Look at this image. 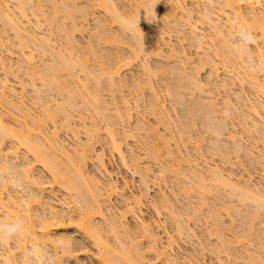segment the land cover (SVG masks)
I'll return each instance as SVG.
<instances>
[{"label":"rangeland","instance_id":"obj_1","mask_svg":"<svg viewBox=\"0 0 264 264\" xmlns=\"http://www.w3.org/2000/svg\"><path fill=\"white\" fill-rule=\"evenodd\" d=\"M2 1H4V0H2ZM7 1H9V0H6V2ZM34 1L32 2L33 4H31L32 5L31 6L30 2L28 3V1L26 0L29 7H27L25 5V8L27 7L26 9H28V10L31 8L36 9V7L38 6V4L36 3L37 0H36V2H34ZM42 1L40 2V4L42 5V3H43L42 8H44V11H45L44 13H46L45 14L46 16L45 15H43V16L45 18L43 16L40 17L41 15L37 14L38 13L37 9H36V11H37L36 15H39V16L33 17V18L31 16L32 10L31 11L25 10L26 12L28 11L25 14L26 16L28 15V17H26V19L29 18V21L31 20V23H26V20L24 19L25 17L21 18L20 15H18L22 19V21H23V19L25 20L24 21L25 24H23L24 27H23L22 31L24 32V30H25V32L29 33V34L36 32V34L35 35L33 34V35L36 37L38 34V36L36 38L37 39L40 38L37 40V42H39V44L36 42H31V40L27 39V36L29 34L27 36H25L26 34L24 32V33H22V35L26 38V40H28V41L24 40V42H26L24 47H29V48H24L23 47V45H24L23 40L20 39L21 41H19V38L16 39L14 37V35L12 34L13 31H11L12 29L10 26H8L7 28H4L5 24L2 25L1 23H6V22H4L3 19H1L2 21L0 23V82H3L5 84H3V86H4L3 87L2 83H0V92L5 93V95L7 96V99H8V97H10L8 99V102H4V101L0 100V101H2V103H0V112H1V116L3 115L2 118H3V121H4L5 126H6L5 128L7 129V127H8V129L9 128H10V130L12 129L11 130V131H13L12 133H14V132L15 133H18V132H21V133L26 132L27 133V131L25 129H22V130H25V131H22L21 127H22V125H24L26 123H27V125H30L28 123H30V120L34 119V121H36V123H37V124L35 123L36 126L41 121V125H40V123L38 125V128L39 127L40 128L39 129L37 128V130L39 131L38 132L39 134L42 135L44 133L43 135L46 136V138L44 137L45 139H43V137L40 136L42 138L41 140L46 141L47 139L50 140L52 138L51 141L52 140L58 141L59 143L62 141L61 144L64 143L63 144L64 148H66V149L69 148L67 150L70 151V153H71L70 156H73L72 154L75 155L76 152L72 153L71 151H74L76 149V147H77L76 150H79V152H80L81 148H84L81 151L85 150L86 149L85 146H87V148H89V147L93 148V149H91L90 154H87L89 152L88 150H87V153H85L88 155V157L86 155V157H87L86 161H85L86 164L84 163V165H86V166L83 165L84 167H82V169L84 170L85 174L92 175L91 178H93V180H95L94 178H96L97 181L98 180L100 181L99 182L100 185L98 184V187H97L98 188L97 192H99V194L101 192V194H100L101 196H99L98 199H101L100 205L103 207V208L102 207L101 208L103 209L104 217L96 216L97 219H96V217L94 218L95 219L94 223L96 224V226H100V228L103 229L104 231H107L108 229L110 230V228L112 227V226H110V223L113 219H114L113 220L114 224L117 223V225H118L117 231L119 233H117L116 231H115L116 232L115 233L113 231V233H111V232L110 233H104L105 235L102 234L104 236V239L105 240L107 239V242L109 241L108 244L113 246L114 249L117 246H120V251H122L123 253H124V251L126 252V249H127L126 246L128 247L130 244H126V246H125L124 243L125 242L130 243L128 240L133 237L132 240L134 242H136V244L139 243L138 245L134 244L137 248V251L138 250L143 251L144 256L142 257V260L144 259L145 263L150 262V264H163V262L166 263L165 260H167L166 258H168L170 260V262L168 261L169 264H250V262L252 263V261L255 259H256V261H253V263L258 264L259 262H261L259 264H262V262H264V251H261V250H264V249H262V245L260 242L262 241V243H264V240H262V239H264V235H262V234H264V232H262V231H264V211H262V210H264V208H261L262 210H260L259 209L260 206H259V208H258L259 209V211H258L259 216H256L257 210H258L257 208H255L256 204L254 205V203L252 202L253 205H251V202H250V204H249V202H247V205H246V202L244 200H243L244 202L242 200L240 202V199H238L235 196V195H238L240 193V189H242V193H244L245 191L248 193L247 189H249V188H247L246 190H243V189L245 188L246 185H249V184L246 183V185H245L244 183H242L241 181H243V179L250 181L249 186L255 187L253 189H256V187L259 188L261 186L264 187V171H262V169H264V132L261 133V130L264 131V129H262V128H264V124H262V123H264V112L259 111L261 117L260 116L256 117L254 115H250L249 112H247L248 110L244 111L245 109L242 108V106H240L241 102L237 99V95L240 93V91L245 93V94L247 91L248 98L252 102H254V103L256 101L258 102L259 99H256V98H258L257 96H259L260 97L259 102L264 103V97H262V96H264V94H262L261 92H258V90L256 88L251 86V83L248 82V80H249L248 77H247L248 79L246 78L247 82L243 80L245 83V85H244L243 81L241 80L244 76L243 74H241L239 76V74H240L239 73L238 74L239 78H237V74H235L236 76H234V73L237 72L236 71L237 68H238V70L242 71V69H245L247 67L246 65L249 63L248 62L249 60L247 58H245L246 56L245 57L243 56L244 57L243 58L240 55L242 57V58H240V57H238L239 55L236 56V54H235L236 51H234V50H237L239 47L240 48L243 47V49H244L243 43H246L244 38L242 39L240 37V35L237 33V30L235 29V34L233 33L234 37L236 38L235 40H238L237 42H239V39L242 41V42L240 41L241 43H237V44H239L237 48L236 47L234 48V46L232 48V46L229 45V48H230V50H229V48H227L228 45L225 47L226 44L223 42V40H221V38H217V37H213V38H215L214 40L216 41L215 42L216 44L214 46L210 45L208 39L209 38L212 39V36H213L212 35V28L209 27L210 25H208L207 22H205L203 20L201 21L199 15H197L198 14L197 12L195 13L196 6L201 11H202L203 7L210 10L209 8H211V7H206V6H209L208 4H209L210 0H206V1H204V0H202V1L201 0H196V1L195 0H193V1L188 0L187 2H189V3H186L184 6H185V10H186L185 13L186 14L189 13L190 15L189 14L186 15L185 13L184 14L182 13V15H183V17H185V16L187 17L189 15L187 17V20L189 22H191L193 24V26L196 25L194 27H197L198 33H201V32L204 33L205 38H204L203 42H205V40H206L205 43H202L204 45H201V46H203L202 47L203 49L201 48L202 50L201 49L196 50L197 44H198L197 39L195 40L194 39L195 37L193 38V40H195V43L191 41L193 36L192 37L190 36V38H189V33H188V31L190 30L189 27H188L189 30H188L187 26L185 28L182 27V28H184L183 32H185V34L183 33V35H182V33H181V35L183 37H184V35H185V37H187L184 41L183 37L181 35L179 36V34L176 33V32H178L177 30H175L176 31L175 32L173 29H171L169 27V25H167L168 23L166 20H168L170 17L169 16L170 14H168V12L174 11V14L177 12V14H175V15H176V17L178 16L179 18L181 17L180 16L181 14L179 11L175 12L174 6H176V4H174V2H171V0H164L162 3L163 6H161L160 14L163 10L164 11L166 10V12H164V11L162 12L163 15L159 17V20L157 22H147L145 24L146 27L143 26L144 24L142 25V28L144 29L142 37H144L143 38L144 44L146 45L145 46L146 51L149 53V55H146L144 57L145 51H143L142 53L139 51L140 53L139 52L138 53L140 56H137L136 59H134V57L132 58L131 56H129V55H132L131 52H133V50H135V49H133V50L131 49L133 45L131 46L132 43L128 42V39L131 41V38H129V37H131L130 36L131 34H130V32H126V31L120 32V27L118 26V23L111 20L113 18V16H111L109 14L111 16V17H109V15L107 14L108 17L106 16L107 18H105V16H104L105 13L103 12L104 10H102L103 8H101L100 6L97 7L98 5H96V4H94V6L96 5V7L93 8L92 12L90 14H87V16H85V18L87 17L86 19L80 16L81 14H80V12L79 13L77 12L78 10L75 11V9H77V6H78L79 10H81L83 8V6L85 5V3H87L88 1L93 3L94 0H74L73 4H77V5H75L76 6V8L74 9L75 13L73 12L74 15L76 14L75 15L76 17L75 16L73 17L76 19V20L74 19V21L72 20L73 23L71 20L68 19V17H67L68 21H67V19L65 20L64 19L65 17L63 18L62 14H60V13H59L60 15H58V17H57V19H59L60 23L57 19H55V22H53V23L50 22L49 20L52 17L50 18V17H48V15H50V12L53 11L52 7L54 8V6H56V5H53V3L57 2L58 0H56L55 2L54 1L50 2L53 6L48 5L50 3L45 1V0H44L45 3ZM59 1L61 2V0H59ZM95 1H94V3H95ZM97 1H96V3H97ZM111 1L113 4L116 3L115 5L120 8L119 12L123 13L122 15H124V14L127 15L131 10L130 8L133 9V7H131V5H129V4H132V2L130 0H129L130 2L128 0H118V1L117 0H111ZM200 1H201V3H200ZM203 1H204V4H203ZM214 1L215 0H213V2ZM16 2L17 1L14 2V0H10L8 2V7H11V9L13 10L12 12H14L13 14H16V17H18L17 16L18 13H15L16 10L14 11V9H13V7L16 5ZM120 2H122V3H120ZM213 2L210 3L212 8H214L213 10L220 13V10H221L220 3H213ZM57 3H58V5H60L59 2H57ZM164 3L167 5H165ZM172 3L174 4V6ZM89 4L90 3H87V5H89ZM202 4H203V7L201 6ZM35 5H37V6H35ZM91 5L93 7V4H91ZM122 5H124L125 7ZM47 7H49V8H47ZM258 7H259L260 11L264 10V2L261 3V6L258 5ZM87 8H89V7H87ZM191 8L195 11L191 10ZM35 9H33V10L35 11ZM85 9H86V7H85ZM122 10H124V11H122ZM29 12H31V13H29ZM53 13H54V11H53ZM102 13H104V15ZM164 14L168 15V16L165 15L166 17H168V19L166 17H165L166 19L164 18ZM13 16L15 17V15H12V17ZM52 16H54V15H52ZM56 16H57V13H56ZM59 16H61L64 20L61 19V17H59ZM190 16H191V18H190ZM34 18H36V19H34ZM37 18H39L38 19L39 25L36 24V23H38V22H36ZM48 18H50V19H48ZM54 18H56V17H54ZM100 19L102 20V22H103V20L108 19V20H106L107 27H108L107 33L105 35L103 34L104 36L98 35V32L100 33V26H98V23L99 24L101 23L99 21ZM14 20H17V18H15ZM51 21H52V19H51ZM64 21L66 23V24H64V26H66V28H68V29H66L67 30L66 31L65 27H64V30L66 31V33L69 31L67 33V34H69L68 36H70V34H71L70 38L72 40L75 39V41L78 43V44L75 43V46L78 47V49L74 48L76 51L75 50L72 51L71 50L72 47L70 49V46H68L69 41L66 43L67 45L64 42V40L66 41V38L68 37V36H66L67 34L65 35V33H64L65 31L63 32L60 30V27L63 26V24H61V23H64ZM110 21H112L114 24ZM55 23L61 24V26L59 25V28L58 27L56 28V30L58 29L57 31L60 30L61 32L59 31V33H57L55 31V29L53 28V27H55L54 26ZM69 23H72V24H69ZM165 23H167V24H165ZM73 24L75 25L74 27H72ZM51 25H53V26H51ZM68 25H70V26H68ZM2 26H3V28H2ZM98 27H99V29H98ZM117 27H118V29H117ZM8 28H10V29H8ZM70 28H72V29L74 28V29L70 30ZM162 28H164V29L162 30ZM2 29H4V31L7 29L6 30L7 32L4 33V31ZM97 30H99V31H97ZM31 31H33V32H31ZM121 31H122V29H121ZM121 33H123V34H121ZM155 33H156V35H155ZM158 33H159V35H158ZM150 34H151V39H150ZM253 34H254V37L256 36L255 37L256 41L257 40H258V42L262 41L261 31L259 29H257L256 32ZM116 35L118 37H116ZM160 35L164 39L166 37H168L166 39V42L169 39V41L167 42V45H166V42H164L165 45H163L164 43H162V42L160 43V41L158 40V37ZM190 35H192V34L190 33ZM41 36H44V37L47 36V38L50 40L51 43L49 42L50 45L48 47L50 48L52 46L50 49L54 50V52L51 50L53 52V54L54 53L56 54V50L59 53L62 51L60 53V54H62L67 49L66 50L67 52L66 51L65 52L68 55L70 54L71 51L75 53V54L73 53L74 54L73 55L71 52V54L74 56V58L75 57L77 58L78 53L80 54L81 57L83 55L84 60H82V58L79 56L77 59L81 58L82 62L86 61V64L84 62V67H85V69L88 67L89 68V70L87 69L88 71H90V65L91 66L94 65V63H96V62H97L96 65H98L99 61H100L101 65L103 63V62H101L102 61L101 59H103V58L100 57L101 58L100 60L98 58H96V56H97L96 54L100 52V51L98 52V50H99L98 48L103 49L102 52H100V54H98V55L102 56L101 54H103V57H104V55H106L104 57V59H108V58L110 59L111 57L116 59L117 57H119L121 55H123L121 58H123V57L127 58L129 56V58H127L130 60L129 65L127 64L128 66L122 67L121 70H119V73H118L119 76H118V74L113 76L112 79H113V81H116L117 85L114 84L113 82L109 81V84H110V82L112 84V85L110 84L111 90L108 89L109 88L107 85L108 83L107 84L105 83L106 81H108L107 80L108 77L106 80L103 79L104 76L101 77L100 80L101 81L105 80V82L99 81L100 86H101V84L103 85L101 87L99 86L100 88H98V86H97V88L100 89L99 93H97L98 89H96L94 91V89L96 87L95 86L96 83L94 84L93 79H92L93 78L92 77L93 72L95 75V71H96V70L94 71L92 68H94L95 65H94V67H91L92 72L90 71L89 73L92 74L91 75L92 78L90 77V75L88 76L87 74H86L85 78H86V80L87 79L89 80V84H90L91 88H92L93 84L95 86V87L93 86V88L91 89L89 84H87L88 85L87 87H89L88 90H91V91H89L90 94L92 95L95 92L96 94L94 93L93 95H96L95 98H97L98 102L101 101L98 103L99 104V108H98L97 102L94 101L95 99L92 98L93 101L91 100V98L88 99L90 94L88 96L86 95L87 98L85 97V93H86L84 91L85 89L82 90V92H85L84 96H82V101H81V97H79L76 94L79 91L74 92L76 89H78L80 87V85L78 84L77 85L78 88H76V84L74 83V80L76 82L77 81L76 79L80 78L81 80L78 79V81L84 82L85 79L83 78L84 75H82V73H83V71L85 73L88 72V71L86 72V70H84V69L82 71V69L78 68L79 70L82 71V73H81L77 69L78 65L76 63H75L77 65L76 68L74 67L75 65L73 63H72L74 65L73 67L75 69L71 68L72 71L74 70V73L72 71L70 73L69 69H67L69 74L68 73L65 74L67 72V71L65 72V69H63L64 72L61 70L62 73H61V71L58 72V74L60 73L62 75V76L61 75L60 76L62 78H64L63 79L64 81L59 80L60 83L66 82L67 79L69 78V77L68 78H66V77L69 76L70 74H71L72 78L75 77L73 79V81L70 80V78L68 79V82L70 84L75 85V88H76L75 90L72 88L74 86H72V85L69 86L70 84L66 83V84H68L69 87L72 88V89L70 88L72 91L68 87H66L67 85L65 84L62 87V89L64 88V90H68V93H66L67 91H65V93H63L64 94L63 95L61 93V90L59 91L60 92L59 93L57 91V89L55 91L54 88H52L54 90H51V88H50V91H51L50 92L48 89V86L45 87L44 86L45 84H42L41 79H39V78H42V74L37 73L38 71L40 72V70H41L40 68L42 67V64L50 62V63L44 64V66L49 65V64H50V66H53L56 63H53L52 60L50 59V55L46 54L50 49H48V47L45 45L46 43L43 44V42L40 41ZM64 36H66V38ZM112 36L116 37L117 39H119V37L121 38V39H119V41H120L119 43H118V41H117V43H115L116 47H112V45L114 46V43L112 42L113 41L112 38H114V37H112ZM155 36H157V37H155ZM101 37L102 38L104 37L103 38L104 40ZM14 38H15V40H14ZM98 38H99V41H98ZM100 38L102 39V41H100L101 40ZM147 38H149V40ZM155 38H156V40H155ZM181 38H182V40H181ZM226 38H228L230 40V37L226 36ZM226 38H224V39H226ZM153 39H154V41H153ZM16 40H18V41H16ZM108 40H110V42ZM29 41H30V43L33 44L34 47H32V44H29ZM155 41H157V43L159 41L158 45H157V43H155ZM19 42L20 43L22 42V44H23V45H21L22 48H20ZM98 42H99L100 46H99ZM248 42L249 43H246L245 46L248 45V49L254 51V49H255L254 46L256 43L254 41H252V42L248 41ZM93 43L98 44L97 46L93 45V48L91 47L92 48L91 50L94 51V53H95V58L97 61L92 60V59H95V58H93L94 56L91 57V54H93V53L87 52L90 50L89 46ZM111 43H113V44H111ZM178 43L181 45H179ZM27 44H29V45H27ZM40 44H42V45H40ZM192 44L193 45L195 44V45L193 46ZM240 44H243V45L240 46ZM37 45H38V48H39V46L40 47L45 46L46 48L42 47L43 49L42 48L38 49ZM159 45H162V46H159ZM65 46H68L69 48L65 47ZM223 47H225V48H223ZM94 48L97 50V53H96V50ZM133 48H134V46H133ZM171 48H172V51L174 53H178L177 55L180 54V56H177L176 54L171 52L170 51ZM221 48H223V50ZM62 49L63 50L65 49V50L63 51ZM79 49H80V51H79ZM45 50H47V51H45ZM68 50L69 51L71 50V51L68 53ZM77 50L79 51L78 53H76ZM104 50H105V52L106 51L107 52L104 53L103 52ZM182 50L185 51V53H186V55H188V57H191V60L189 62L184 58L185 56H184V54H182V52H181ZM51 51L49 52L50 54L52 53ZM81 51H84L85 53L84 52L82 53ZM230 51H232L231 54H230ZM65 52H64V55L67 56V54ZM109 52L111 53L112 56L108 57L107 55L108 54L110 55ZM147 52H145V53H147ZM129 53H131V54H129ZM242 53H243V51H242ZM84 54L89 55V56H85ZM212 54H215L217 56L216 62L218 63L217 64L218 68H220L219 69L220 78L222 77L221 80L225 79L224 81L227 82V86H228V87L226 86V88H225L228 91L224 90L223 88L222 89L220 88V89H218L219 91L215 90L216 93L213 92L218 96L211 93L212 94L211 96L213 98H215L216 102L215 101L210 102L209 101L210 99H209V96L207 93L206 94L203 93V91L200 90L199 88L197 89L196 86H195V90H194V88H193L194 85L192 87V84L189 83V79L191 80L192 78H194V79L197 78L196 80L201 81L202 83H203V81L205 82V80L207 78V73L209 70L208 66H210V65L208 64V65L203 67L202 65H199V64L203 61L202 57H205L206 55L211 56ZM56 55H58V54H56ZM72 55L70 56L71 60L73 57ZM51 56L54 57L52 54H51ZM86 57L87 58L90 57L88 59V61L85 60ZM2 58L5 61H3ZM74 58H73V60H75ZM113 58H111L112 61L109 59L108 60L113 62L112 64L115 65L114 62H116L117 60L115 61V59H113ZM127 59H125V60H127ZM240 59L242 62L240 61ZM27 60L29 62H27ZM54 60H55V58H54ZM200 60H202V61H200ZM104 61H105V65H107L106 66L107 68H108V66H109V68L114 67L111 63H108L111 66L106 64L107 60H104ZM181 61H182V63H181ZM126 62H128V61H126ZM28 63H30L29 65H27L28 68L32 67V66L33 67L34 66L35 67L40 66L39 70L37 68L36 72L33 71V73H35V74L37 73L38 75H40V77L37 74L35 76V74H33L32 71H29V70H28V72H30L29 73L30 77H28V73L25 69V68H27L26 64H28ZM51 63H53V64H51ZM2 64H4L3 67H2ZM35 64H37L38 66H36ZM180 64L184 65L183 66L184 69ZM103 65H104V63H103ZM143 65H145L144 66L145 68H143ZM146 65H147V68H146ZM195 65L196 66L198 65V67L202 66L203 70H202V68L201 69L198 68V70H195L196 69ZM235 65H238V66L233 67ZM98 67L99 66H97V68ZM239 67H240V69H239ZM97 68H94V69H97ZM174 68H177V70ZM5 70H7V71H5ZM247 70L248 69H245V71H246L245 73L248 74V72H250V71L248 70V72H247ZM98 71L99 70H97V72H96L97 76L102 74V73L100 74ZM241 71H238V72H241ZM7 72L9 74H5ZM231 72H232V75H230ZM198 73H199V75H197ZM30 74H33L34 76L30 75ZM74 74H76L78 77L74 76ZM173 74H174V76H176L178 78L175 77V79H174ZM188 74L192 75L191 76L192 78H190ZM229 75L232 76L233 78L232 77L230 78ZM63 76H65V77H63ZM87 76L89 78H87ZM193 76H195V77H193ZM226 76H227V80L225 78ZM241 76H242V78L240 79ZM248 76H250V73L248 74ZM61 77H59V78L61 79ZM105 77H106V75H105ZM30 78H32L34 80H32ZM167 78L169 80H167ZM184 78H187V80H185ZM229 78H230V80H229ZM176 79H178V81ZM94 80H95V77H94ZM181 80H182V83H181ZM238 80L242 82V83L240 82L241 86H240ZM78 81L76 83H78ZM117 81H119V82H117ZM123 81H124V83H123ZM167 81H171V83L169 82L170 85ZM87 83H88V81H87ZM165 83H167V86ZM175 83H177L176 87L174 85ZM232 83H233V85H231ZM236 83H238V84H236ZM246 83L250 84V85H247ZM113 84L116 86H119V87L114 86L116 89L115 90L113 87ZM181 84H183V85L181 86ZM172 85H174L175 89L173 88ZM178 85L180 86L177 89L178 91H176V92L173 91L172 88L174 90H176ZM236 85H239V86H236ZM249 86L252 88H250ZM168 87H169V89H168ZM206 87L209 88L210 86L207 85ZM242 87H243V91L241 90ZM1 88L4 90H2ZM165 88L167 90H170V92H172V93L167 94L166 93L167 90H165ZM182 88L184 90H186L187 92H185ZM192 88H193V90H191ZM80 89H81V87L79 88V90ZM69 90L71 92H73L74 95H76V96L72 95L73 98L77 97V98H75L77 101L76 100L74 101L76 104H74L72 102L74 99L72 101H68L69 99L70 100L72 99L70 96L72 93ZM38 91H42V92L39 93ZM52 91H54V92H52ZM112 91H113V94H112ZM189 91H193V92H189ZM197 91H199V94H197L198 93ZM225 91H226V93H224ZM254 91L257 93L256 94L257 96H255V94H253V93H255ZM62 92H64V91H62ZM80 92H79V94L81 95L82 92L81 93ZM100 92H102V93H100ZM173 92H174V94H173ZM251 92L253 95L251 94ZM176 93H179V94L182 93L179 96H182V95L183 96L179 97V96H177L178 94H176ZM190 93L191 94L193 93L195 95L193 96ZM233 93H234V95H233ZM235 93L237 95H235ZM66 94L67 95L69 94L68 96L70 98L68 100H67L68 96ZM97 94L98 95L100 94L99 95L100 97H97ZM65 95H66V97H65ZM93 95H92V97H94ZM112 95H113V97H112ZM190 95H191V97H190ZM213 95H215V96H213ZM43 96H45V97H43ZM207 96H208V98H207ZM0 97H1V93H0ZM37 97H39L41 100H39ZM49 97H51V99H49ZM83 97L86 100L88 99L87 101L92 102V103L89 102L91 106H89L88 102L86 104H83V105L81 104V102L84 103ZM98 98L101 100H98ZM177 98H180V99H177ZM225 98L226 99H228V98L232 99L231 101H232V103H234V106H236V107H234V108L230 107L228 110V107H226L225 105L223 106L224 103H222V100L225 101L226 100ZM44 99L46 102L49 101V104L44 103L45 102V101H43ZM47 99H48V101H47ZM121 99H122V101H121ZM174 100H176L178 102H176ZM180 100L181 101L184 100L185 103H184V101L181 102ZM10 101H11V104H10ZM186 101H188V103L189 102L190 103L186 104L187 103ZM203 101H205V102L203 103ZM93 102H95V104ZM102 102H104V103H102ZM197 102H199V103H197ZM6 103H9V104L7 105ZM12 103L14 104L15 108L13 107ZM193 103H194V105H197L198 107L195 106L193 108L192 107ZM205 103H207V104H205ZM236 103L237 104L239 103V104L237 105ZM56 104L57 105L62 104V108L64 107V109H66V111H67V114H69L67 116L68 118L66 117V114L58 111L59 109L56 107L57 106ZM103 104H104V107H103ZM208 104L213 105L214 111H213V109L211 111L209 109H207ZM50 105H51V107H50ZM72 105H74V106H72ZM96 105H97V108H96ZM106 105H107V107H106ZM216 105H217V108H216ZM44 106H49L50 108H48V107L45 108ZM82 106H84V107H82ZM186 106H189L192 109L190 110V108L188 109V107H186ZM205 106H207V107H205ZM100 107L101 108L103 107L102 109L105 111H102V109H101V111H99ZM115 107H117L118 109H116ZM44 108H45L46 112H47V110H51L52 114L54 113L53 110L55 111V109H56L57 113L55 115V118H54V115L52 116V119L53 118L55 119V120L53 119L54 120L53 123L49 122L48 120L47 121L44 120L45 118H43V117L45 116V114H47V113H45L42 115ZM104 108H106V109H104ZM195 108H196V111L195 110L193 111V109H195ZM205 108H206V110H209V111L205 112L206 111ZM17 109H20V110L18 111ZM184 109L189 114H191V115L193 114L192 119L188 115H186ZM199 109H200V111H199ZM224 109L227 110V113L224 111ZM117 110L119 112V113L117 112V114H119L120 118L118 117V115H115L116 114L115 111H117ZM242 110H243V112H242ZM260 110H262V109H260ZM192 111L195 113H191ZM239 111H241V112H239ZM200 112L202 113L201 116L199 115V114H201ZM208 112H209V114H208ZM214 112L215 113L217 112V113L215 114ZM218 112L221 114L219 115ZM244 112H246V113H244ZM48 113H49V111H48ZM25 114H27L26 115L27 119H26ZM210 114L211 115L213 114V115L211 116ZM217 114H218V116H217ZM226 114L229 116H227ZM243 114L245 116H243ZM28 115H30V120H29ZM198 115L200 117H198ZM204 115H206V118L208 119L207 121H205ZM209 115H210V117H209ZM215 115L217 116L216 117L217 119H215V117H213ZM48 116L49 115L47 114V116H45V117H48ZM185 116L186 117L188 116L190 118V120H189V118H186ZM195 116L198 117L199 121H197V118ZM241 116H242V118L243 117L244 118L246 117V118L245 119L243 118V120H242ZM250 116H251V118H250ZM65 117H66V119H65ZM105 117H107V118H105ZM226 117H228V118H226ZM253 117H255L256 119L258 118L259 129H257V130L249 128V126H248L251 124V119ZM201 118H202V120H200ZM203 118H204V120H203ZM211 118L212 119L214 118V119L211 120ZM259 118L262 121L259 120ZM48 119L52 120L50 116L48 117ZM218 119L221 120L223 123H220V121ZM223 119L225 121H223ZM23 120H25L24 121L25 123L22 122ZM185 120L187 122L189 120L190 123L191 122H194V123L190 124L188 122L185 124ZM215 120H217L219 122V124H217V122ZM209 121H210V123H209ZM239 122H241V123H239ZM243 122H244V124H243ZM31 123L34 124V122H32V121H31ZM195 123H197V125ZM201 123L203 124V126ZM229 123H231L233 125L231 126V124H229ZM248 123H250V124H248ZM179 124H182V126ZM213 124H215L216 127ZM224 124L226 127H224ZM227 124H228V126H227ZM218 125H219V127H218ZM229 125H230V127H229ZM213 126L215 127V129ZM32 127H33V129H36V127H34V125ZM108 127L109 128L111 127L110 128V131L112 130L111 132H109L107 130ZM23 128H24V126H23ZM91 128L92 129L94 128V130L97 131V134H91V131H92ZM190 128L194 129V130H191ZM219 128L221 130H219ZM6 129L5 130L3 129L6 132V133L3 132V133H5V135L8 133V131H7L8 129L7 130ZM40 130H42V132ZM241 130H243V131H241ZM95 131L93 133H95ZM106 131L108 133H112L114 131V133L111 134V137L114 134H117V135H115L116 136L115 138H116V140L119 141L117 143L120 144V147H121L120 150L122 152L120 155H122L123 157L122 156L120 157L119 154H117L120 151H115L116 150L115 148H112L113 150L115 149L114 150L115 152H112L111 147H113V146H112V142L110 141L112 138H110V139L108 138L110 135L107 136ZM219 131L221 132V134ZM222 131H224V132H222ZM226 131H229L230 133L232 131V133H235L234 135L237 138H235V140L232 141L229 137H224V136H228L229 132H226ZM236 131H237V133H236ZM53 132L55 133L54 136H56V135H58V136L54 137L53 135H51ZM87 132H89L90 134ZM3 133H2V130L0 129V135H3ZM30 133H32V132H30ZM30 133H27V135H30ZM33 133H35L34 135L39 136V134H37V132H33ZM214 133H215V136H214ZM218 133H219V135H218ZM25 134L22 133L23 136ZM45 134H47V135H45ZM88 134H89V136H88ZM240 134H242V135L240 136ZM27 135H25L24 137L29 138V136H27ZM93 135H94V137H93ZM33 136H32V138H33ZM50 136H51V138H50ZM239 136L242 138H240ZM9 137H11V136H9V135L5 136V142L3 143V147L5 149L16 145V144H14L15 142L13 140H11ZM53 137H54V139L56 138V140H54ZM231 138L234 139V137H231ZM35 139H37L39 141L38 137H35ZM35 139L33 138L32 140H35ZM214 140H215V142H214ZM216 141H218V142H216ZM235 141H236V143L238 141L241 143L240 147L236 146L238 144H236ZM223 142H225L226 145L223 144ZM46 143H48V142H45L44 145ZM211 143L213 144V146ZM215 143L216 144L218 143V144L215 145ZM228 143H229V145H228ZM242 143H244V144H242ZM84 144H87V145H84ZM88 144H90L89 147H88ZM233 144L235 145V149H236V147H238L241 152L238 151L237 149L235 150ZM48 145H49V143H48ZM48 145L46 144V146H45L46 149H47ZM82 145H84V146H82ZM215 146H218V147H215ZM20 147L21 146H19V150H18V154H19L18 158L20 160L17 158L19 162H17V160H15V162L16 163H23L26 160L31 161L34 158L33 157L34 155L32 156L33 153L27 148H26L27 151L28 150L29 151L26 152V150L23 149L24 146L21 148ZM223 148H225L223 150V151H225V153L224 152L221 153ZM216 149H217L218 153L215 152ZM218 149L220 152L218 151ZM47 150H49V148ZM50 150H51V148H50ZM168 151H170V152H168ZM248 151H251L252 153L250 152L251 153L250 154ZM5 152H6V150H5ZM29 152L32 154H28ZM85 152H86V150H85ZM213 152H215V153H213ZM236 152H238V154H236ZM170 153H171V155H170ZM219 153H220V155H219ZM72 158L74 159L76 157L73 156ZM221 159H223V161ZM224 159L225 160L228 159L227 162ZM33 160H32V162H34ZM60 160H61V158H60ZM74 161H76V160H74ZM228 162H230V163H228ZM195 163L198 164L199 166L197 167V165ZM103 164H104V167L101 166ZM40 166H42L40 163L37 164L36 162H34V166H33L34 170L32 169L33 170L32 173L34 174V172H35V174H37L36 172H38V176H39L36 179H38L39 181H42V180H40V176H42V178H44V181H48L47 179L50 180L51 179V177H50L51 173L47 169L45 171V168L44 167L42 168ZM190 166H191V169H190ZM194 166L196 168L194 170L201 173V176L199 178L204 177V179H207V180H204V183L202 182V184L206 185L205 187H208V188H206L208 192H206V190H204L206 192V194H204V192L201 191V194L203 193V195H204V197H203V201H205L204 204L207 203L206 206H201V205H203L202 204L203 201L200 203L199 199L202 198V195L199 194L200 192L198 193V191H197V193L194 194L193 192L189 191L190 188H187V187H189L190 184H192L194 182L193 181L194 177L192 178V175H194L195 173L194 174L191 173V171L194 172V170H193ZM216 167H217V169H219L220 172L222 169L221 173L222 174L225 173L224 175H227V172H228V175L230 174L232 176L231 179L233 178L232 179L233 181H231L232 183L237 182V184L239 185V182H241V184L243 186L245 185L244 188L240 184L238 187V190H239L238 193L235 192L234 195L232 194V197H231V195H230L231 191H229V189H227V188H229L228 185L226 187H224V189L226 190L225 191L222 187L223 184L220 182L221 185H219L218 183H216V181H214L216 179L211 177V175H209V174H212V173H210L211 170L213 171L212 168L215 169ZM161 170L165 171V173H164L165 178L162 176L163 173ZM47 171L49 172V174ZM172 171L175 172L176 174L178 172L179 173H178V175H175ZM206 171H208V172H206ZM11 172H10V175H8V174L7 175H0V193H2V196L4 197V196H7L8 193L9 194L12 193V195L14 194L13 196L15 198L18 197V199H20V198L22 199V197L25 198L28 196V195H25V193L23 192V189L27 190L26 194L31 192L30 195H32L34 190L32 191L31 189H29L30 185H29V188L27 187L29 189V192H28V189L26 188V186L28 184L26 186H25V183L23 185H21L22 183L19 184V185L25 187V188L22 187V189H20L16 183V180H14V179H16V177L18 175H14L15 177H14V179H12L13 178L12 176L15 173L12 172V174H11ZM198 172H196V173L199 175ZM190 174H192V175L189 176ZM197 174H195V175H197ZM206 174H208V175H206ZM248 174H249V176L251 175L250 178H249V176H247ZM7 176H8L7 179L9 180L11 178V180L9 182H7V184H5L3 181H1L3 179V178L1 179V177H4V179L6 181H8L6 179ZM175 176H177V177H175ZM190 177H191V179H190ZM196 177L197 176H195V178ZM199 178H196L197 181H195V183L198 182ZM238 179H240V181ZM143 180H145L144 183H143ZM97 181H95V182H97ZM191 181H193V182H191ZM201 181H203V179ZM79 182L81 183L82 181H79ZM251 182L253 185L251 184ZM1 183H4L5 186H2L3 184H1ZM182 183L186 187L185 189H183L184 186H182ZM185 183H187V184L185 185ZM211 183H214V185L217 186V187L216 186L214 187V188H216L215 189L216 191L214 190V192H212L213 186H211V185H213V184H211ZM92 184H90L88 182V184L84 186V183L82 182L81 187L83 186V188L85 187V189L86 188L88 189V186L92 185ZM199 184L202 185L200 182H199ZM237 184H235V185H237ZM52 185H53V187H51ZM52 185L47 184L44 186L45 190L42 192V195L44 197L43 201H44V199H45V202L49 201L52 204L53 208L59 212H62L63 210L64 211L67 210V211H65L64 215H66V212H67V215L68 214L71 215L69 213L70 208H71L72 214H76V215L79 214L80 213L79 211L82 210L81 204L79 203L80 206L78 204L79 200L76 197L74 198V195L72 197V196L68 195L67 192H64L66 190H65V188L63 189L62 186L59 187L60 185H55V186H54V184H52ZM180 186L182 188H180ZM190 186H191V189H193L192 186H194V183H193V185H190ZM195 186H197V185H195ZM210 186H211V188H210ZM202 187H203V185H202ZM202 187L200 186V188H202ZM240 187H242V188H240ZM31 188H33V187H31ZM200 188L198 187V189H200ZM203 188H202V190H203ZM221 189L223 191H220ZM253 189H252V192L254 191ZM259 189L262 190L264 188H262V189L259 188ZM88 190H90V187ZM94 190L92 189V191L95 193L96 191H94ZM184 190H185V192L187 190V192L184 193L186 195L182 194L183 193L182 191H184ZM195 190H196V188L194 187L193 191L195 192ZM218 190L220 191L219 193H221V194L218 193V195H217L219 200H218L217 196H213V195L217 194ZM257 190L258 189H256V191ZM87 191L85 190V192H87ZM90 191H88V192H90ZM236 191H237V189H236ZM88 192H87V194H88ZM223 192L225 193L226 197L228 196V194L230 195L227 198H229V200L232 204L229 202V200L226 197H222L225 199H222L221 196L219 197V195L225 196ZM196 194H198V196H201V198L198 199V196ZM69 196H70V198H69ZM89 196H90V194H89ZM239 196L242 197L244 195L239 194ZM262 196H264V195H262ZM92 197H91V200L93 201ZM163 197H164V201L167 202L168 205H166V203L165 204L163 203L164 202ZM245 197H246V195H245ZM67 198H69V199H67ZM220 198L222 199L221 201H220ZM65 199H67V200H65ZM75 199H77V201ZM243 199H245V198H243ZM102 200H103V203H102ZM137 200L140 201V204L137 203ZM245 200L248 201L249 199L248 200L245 199ZM220 202H224V203H222V205H221ZM92 203H94V202H91L89 205L91 206ZM171 204L173 205V207L171 206V208H170ZM228 204H230V205H228ZM138 205H140V206H138ZM249 205H250V207H248ZM135 206L137 208V210H136L137 217L132 216L127 211L128 207H135ZM165 206L167 208H169L170 211L168 209L166 210ZM226 206H228L229 208L231 207L230 208V212H232L231 214H230V212H228L229 209H227L228 207L226 208ZM79 207H80V209H79ZM105 207H107V208L105 209ZM232 207L235 209H232ZM138 208L140 211L138 210ZM210 208H212V210ZM173 209H174V211H173ZM185 209H188V210H185ZM225 209L227 211H225ZM196 210H198V212L200 211L199 214ZM233 210H235V211L233 212ZM172 211H173V214H175L176 216H172L173 215ZM195 211L197 212V216H196ZM210 211H212V212H210ZM214 212H215L216 216L218 214L217 217L213 216ZM250 212L252 213V215L247 214ZM243 214H246V215L244 216ZM181 215H183V217H181ZM184 215L187 217L186 219H185ZM254 215H255V217H254ZM111 216L112 217L114 216V217L112 218ZM170 216L174 217V218L171 217L173 219V221H174V219L176 222H178L180 220L181 226L183 228L181 229L180 223H178V226L180 227L178 230L181 229L182 233H180V234L177 233L178 230L176 231L175 225H174L176 222L175 221L173 222L172 220H171L172 221L171 222ZM247 216H249V217L251 216V218L254 217V219H252V220H251V218L246 219L245 217H247ZM175 217L177 219L178 218H180V219H178V221H177V219ZM217 218H218V221H221V222H216L215 219H217ZM241 218H244V219H241ZM181 219L184 221H182ZM213 219L215 221H213ZM245 220H248V221L250 220L251 222L250 221L247 222ZM116 221H118V222L121 221V222L118 224V222H116ZM241 221H243L244 223H247V224H244ZM254 221H256L257 223ZM52 222H54V221H52ZM240 222L243 225H248V227L252 226V224H253L254 227L252 226L249 229L247 227H243V226L241 227ZM121 223H122V225L124 224L125 230H123V228H121L122 230L119 229L120 226L123 227L121 225ZM220 223H221V225H220ZM248 223H250V224H248ZM178 226H176V227H178ZM189 227L191 230L188 229ZM251 228H253V229L250 231ZM52 229H54V230H52ZM52 229H51V232H53V234H55V236H59V235L63 236L64 235V237H66V238H68V236H69L70 241H72L70 250L68 251V253L71 252V254H70L71 256L67 257L68 254L66 255V253H64L62 249H61L62 251L56 249V250H58V251H56L58 253V257L65 254V255H63L65 258H67V259L69 258L70 261L73 260V261H71L72 263H70V264H76V262H78V264L79 263L80 264H82V263L83 264H98V261L96 260L95 256H93L94 254H96V251H97L96 248L94 247V249H93L92 248L93 246L91 247L92 244L89 243L90 241L88 239H86L81 233H79L78 230H76L75 228H72V227L66 228L64 230L56 229V231H55L54 227ZM241 229H243V230H241ZM260 230H262V231L260 232ZM123 231H124V233H121ZM243 231H244V233H243ZM107 232H109V231H107ZM127 232H130V233H127ZM254 232L256 234H254ZM176 233L180 236H178ZM249 233L251 234L250 236H252V237H249ZM117 234H118V236H117ZM121 234H123V235L124 234H126V235L130 234L129 235L130 238L129 237L127 238L125 235L124 236L122 235L120 237ZM115 235L117 236V238ZM122 237L125 239H123ZM120 239H121V245H122V241L124 242L123 246L126 248L125 250H122L124 248H122L121 245H119L120 242L118 240H120ZM124 240H127V241H124ZM10 241L14 242V240H9L8 241L9 244H6V246H7L6 247L5 245H3L4 242L1 243L2 241L0 240V254H1L0 259L4 257V256L2 257V255H5L6 252L8 251V249H11L10 252H11V254L12 253L14 254L13 256H15L14 257L15 261L19 262V260L21 259L19 256L20 252L18 253L19 250L15 249V245L12 246V244H14L15 242L13 243ZM134 242H132V243H134ZM132 243H131V245H132ZM259 245L261 248L259 247ZM83 247H84V249H83ZM134 247L131 246L132 250L134 249ZM128 248L130 249V246ZM151 248H153V250ZM118 249H119V247H118ZM118 249L117 250L115 249L116 250L115 254L118 251ZM213 249H215V252L216 251L217 252L213 253L212 252ZM53 250H55V249H52V251L50 250V252L53 253ZM85 250H87V251L84 252ZM82 251L84 252L83 254H82ZM59 252H62V254ZM72 252H74V253H72ZM155 252L158 255L154 254ZM160 252L165 253L166 256L163 253H162L163 254L162 255ZM119 253H120L119 254V256H120L122 253L121 252H119ZM54 254H56V253L54 252ZM141 254H142V252H141ZM132 255L135 256V253L133 252ZM18 256H19V258H18ZM5 257H6V255H5ZM154 257H156V258H154ZM119 259H121V258H119ZM2 260L3 259L0 260V262L2 264L7 263V262H4ZM257 260H259V262H257ZM134 261H135V259H134ZM14 263L16 264V262H14ZM48 263H50V262H48ZM18 264H21V263H18ZM50 264H53V263L51 262ZM66 264H69V262L66 261Z\"/></svg>","mask_w":264,"mask_h":264},{"label":"bare ground","instance_id":"obj_2","mask_svg":"<svg viewBox=\"0 0 264 264\" xmlns=\"http://www.w3.org/2000/svg\"><path fill=\"white\" fill-rule=\"evenodd\" d=\"M10 1V0H9ZM9 1H7L6 2V0H4V1H2V0H0V23H1V19H3V21L4 22H6V23H1L2 25L3 24H5L4 25V28H7L8 26H10L11 27V31H13L12 32V34L14 35V37L16 38V39H18L19 38V41H21V40H23V42H24V40L25 41H28V40H26V38L22 35V33H24L25 32V30H24V32L22 31V29H23V24H25V20H26V23H31V20L29 21V18L28 19H26V17H28V15L26 16L25 14L30 10H32L31 12H29V13H31V16H32V18L33 17H38L39 15H36V9L38 10V13L37 14H40L41 16L40 17H42L43 15H45L46 13H44L45 11H44V8H42L43 6V3H42V5L40 4V2L42 1V0H37V2H36V0L34 1V2H36L37 4H38V6L37 5H35V6H37L36 7V9L35 8H33V9H35V11L31 8V9H26L27 7H29L28 6V3L30 2V5L31 4H33L32 2V0L30 1V0H27L28 1V3L26 2V0H14V2L15 1H17L16 2V5L13 7V9H14V11L16 10V12L15 13H18L17 14V16L18 15H20V17L21 18H24L23 19V21H22V19L19 17H16V14H13L14 12H12L13 10L11 9V7H8V2ZM45 1H47V2H55L56 0H45ZM45 1L43 0L42 2H44L45 3ZM95 1V0H94ZM94 1H93V3L92 2H90V1H88L87 3H90L89 5H87V3H85V7H86V9H85V7L83 6V8L81 9V10H79V8H78V6H77V9H75L76 8V6L75 5H77V4H73V2H74V0H61V2L58 0L57 2H59L60 3V5H58V3L57 2H55V3H53V5H56V6H54V8L52 7V9H53V11H54V13H53V11L52 12H50V15L52 14V15H54V16H50V15H48V17H52L51 19H52V21H51V19L50 18H48V19H50L49 21L50 22H55V19H57V17H58V15H60V14H62V16H63V18L66 20L67 19V17H68V19L69 20H73L74 21V19L75 18H73L75 15L73 14V12H74V9H75V11H77L78 13L80 12V16L81 17H83V18H85V16H87V14H90L91 12H92V10H93V8L94 7H96V5H98L97 7H101V8H103L102 10H104L103 12L105 13V15H104V13H102L104 16H105V18H107L108 16H107V14L109 15H111V16H113V18L111 19V20H113V21H115L116 23H118V26L120 27V32H124V31H126V32H130V36L131 37H129V38H131V41L128 39V42H131L132 44H131V46L133 45L134 46V48H133V46H132V50L133 49H135V50H133V52H131L132 53V55H129V56H131L132 58L134 57V59H136V57L137 56H140L139 55V53L141 52H143V51H145V52H147L146 51V45L144 44V37H142L143 36V31H144V29L142 28V25L144 26V27H146L145 26V24L147 23V22H157L158 20H159V17L160 16H162L163 15V11L161 12V14H160V11H161V6H163L162 5V3H163V1L164 0H130L131 2H132V4H129V5H131V7H133V9L132 8H130L131 10H130V12L126 15V14H124V15H122L123 13H120L119 12V7H117L115 4L116 3H112V1L111 0H96L97 1V3H96V1H95V3H94ZM118 1V0H117ZM129 1V0H128ZM129 1V2H130ZM188 0H171V2H174V4H176V6H174V4H173V6L175 7V12L176 11H179L180 12V18L178 17H176V15L175 14H177V12L174 14V11L173 12H168V14H170L169 16V19H168V17H166V16H168V15H166V14H164V18L166 17L168 20H166L167 21V23H165V24H167V25H169V27L171 28V29H173L174 31L175 30H177L178 32H176L177 34H179V36L181 35V33H182V35H183V33L185 34V32H183L184 30V28L187 26V28L189 27L190 28V30H189V28H188V30L190 31H188V33H189V38H190V36L192 37V42H194L195 43V40L197 39V48H196V50L198 49H201L203 46H201V45H204V44H202V43H205L206 42V40H205V42H203V40H204V38H205V35H204V33L203 32H201V33H198L197 31V27H194V26H196V25H194L193 26V24L191 23V22H189L188 20H187V17L190 15L189 13H187V14H189L187 17L185 16V17H183V15H182V13L184 14L185 12H186V10H185V4L186 3H189V2H187ZM193 1V0H192ZM196 1V0H195ZM202 1V0H201ZM201 1H200V3H201ZM204 1H206V0H204ZM204 1H203V4H204ZM216 1V2H215ZM214 2H213V0H210V2H209V6H206V7H211V8H209L210 10H208L207 8H205V7H203V4L201 5L202 7H203V9H202V11L201 10H199L198 9V7L196 6V11L195 10H193L192 8H191V10H193V11H195V13L197 12L198 14L197 15H199V17H200V19H201V21L203 20V21H205V22H207V24L208 25H210L209 27H211L212 28V39L211 38H209L208 39V41H209V43H210V45H215L216 43V41L214 40L215 38H213V37H217V38H221V40H223V42L226 44H224L225 45V47L228 45V47L227 48H229V45H231L232 46V48H233V46H234V48L236 47H238V45L239 44H237V43H241L242 41L239 39V42H237L238 40H235L236 38L234 37V34H235V29L237 30V33L240 35V37L243 39L244 38V40L246 41V43H249L248 41H250V42H252V41H254L256 44H255V49H254V51H252V50H249L248 49V45L247 46H245V44L246 43H243V44H240V46L241 45H243L244 46V49H243V47H239L237 50H234V51H236V56L237 55H239L238 57H240V58H242L243 56L245 57V58H247L249 61V63L246 65L247 67L245 68V69H248L250 72H248V70H247V72H248V74L250 73V76H248V74L247 73H245L246 71H245V69H242V71L241 70H238V68L236 69V73H234V76H236L235 74H237V78H239L238 77V74H239V76L241 75V74H243L244 76H243V78H242V76L240 77V79L243 81H246V78L248 77L249 78V80H248V82H250L251 83V86H253L254 88H256L257 90H258V92H261L262 94H264V10H262V11H260V9H259V7H258V5H260L261 6V3L262 2H264V0H215ZM85 2V1H84ZM211 2H213V3H220V5H221V10H220V13L219 12H217V11H215V10H213L214 8H212V6H211ZM27 3V4H26ZM35 3V4H36ZM76 3V2H75ZM120 3H122V2H120ZM167 3V2H166ZM170 3V2H169ZM197 3V2H196ZM199 3V2H198ZM91 4H93V7H92V5ZM94 4H96L95 6H94ZM165 4V3H164ZM25 5L27 6L26 8H25ZM45 5V4H44ZM48 5H52L51 3L50 4H48ZM52 5V6H53ZM165 5H167V4H165ZM188 5V4H187ZM197 5V4H196ZM32 6V5H31ZM122 6H124V5H122ZM172 6V7H173ZM34 7V6H33ZM45 7V6H44ZM51 7V6H50ZM87 7H89V8H87ZM125 7V6H124ZM47 8H49V7H47ZM46 8V9H47ZM100 8V9H101ZM163 8V7H162ZM200 8V7H199ZM261 8V7H260ZM55 9V10H54ZM125 9V8H124ZM129 9V8H128ZM164 9V8H163ZM166 9V8H165ZM201 9V8H200ZM25 10H28L27 12L25 11ZM174 10V9H173ZM190 10V11H191ZM122 11H124V10H122ZM219 11V10H218ZM76 12V13H77ZM164 12H166V10L164 11ZM188 12V11H187ZM48 13V12H47ZM56 13H57V16H56ZM60 13V14H59ZM75 13V12H74ZM186 14V13H185ZM186 14V15H187ZM12 15H15V17L13 16L12 17ZM78 15V14H77ZM102 15V16H103ZM109 15V17H111ZM166 15V16H165ZM46 16V15H45ZM107 16V17H106ZM44 17V16H43ZM54 17H56V18H54ZM59 17H61V16H59ZM76 17V16H75ZM80 17V18H81ZM15 18H17V20H14ZM45 18V17H44ZM62 17H61V19H63ZM78 18V17H77ZM87 18V17H86ZM85 18V19H86ZM103 18V17H102ZM165 18V19H166ZM190 18H191V16H190ZM34 19H36V18H34ZM38 19L39 18H37V21L36 22H38ZM63 19V20H64ZM68 19H67V21H68ZM104 19V18H103ZM161 19V18H160ZM46 20V19H45ZM54 20V21H53ZM58 21H59V19H57ZM76 20V19H75ZM106 20H108V19H106ZM106 20H103V22H102V20L100 19L99 21L101 22L100 24L98 23V26H100V33L98 32V35H100V36H104L106 33H107V22H106ZM48 21V20H47ZM73 21H72V23H73ZM191 21V20H190ZM24 22V23H23ZM35 22V23H36ZM49 22V23H50ZM63 22V21H62ZM110 22H112V21H110ZM59 23H60V21H59ZM72 23H69V24H72ZM113 23V22H112ZM36 24H38L39 25V22L38 23H36ZM58 24V23H57ZM56 23L54 24V26L55 27H53L54 29H55V31L57 32V33H59V31L61 30V31H65L66 29H68V28H66V26H64V24H66L65 23V21H64V23H61V24H63V28L62 27H60V30L59 31H57L56 30V28L58 27L59 28V25L61 26V24H58L57 25ZM114 24V23H113ZM57 25V26H56ZM51 26H53V25H51ZM68 26H70V25H68ZM72 26V25H71ZM75 25L73 24V26L72 27H74ZM64 27H65V30H64ZM163 27V26H162ZM182 27H184V28H182ZM2 28H3V26H2ZM26 28V27H25ZM210 28V29H211ZM8 29H10V28H8ZM27 29V28H26ZM74 29V28H73ZM72 28H70V30H73ZM98 29H99V27H98ZM117 29H118V27H117ZM121 29H122V31H121ZM147 29V28H146ZM164 28H162V30H163ZM169 29V28H168ZM257 29H259L260 31H261V37H262V41H259L258 42V40L256 41L255 40V37H254V34L253 33H255L256 32V30ZM3 31H4V29H2ZM7 30V29H6ZM4 31V33L5 32H7V31ZM161 30V31H162ZM172 30V31H173ZM28 31V30H27ZM60 31V32H61ZM67 31V30H66ZM66 31L64 32L65 33V35L69 32H67L66 33ZM97 31H99V30H97ZM147 31V30H146ZM158 31V30H157ZM156 31V32H157ZM31 32H33V31H31ZM62 32V33H63ZM119 32V33H120ZM155 32V31H154ZM159 32V31H158ZM163 32V31H162ZM102 33V34H101ZM168 33V32H167ZM190 33L192 34V35H190ZM234 33V34H233ZM25 36H27L29 33H26L25 32ZM36 34V32L34 33H30L28 36H27V39H29V40H31V42H36V43H38L39 44V42H37V40L38 39H40V38H36L37 36H38V34H37V36L35 37L34 35ZM61 34V33H60ZM104 34V35H103ZM121 34H123V33H121ZM120 34V35H121ZM153 34V33H152ZM162 34V33H161ZM165 34V33H164ZM63 35V34H62ZM69 34H67L66 36H68ZM97 35V36H98ZM155 35H156V33H155ZM158 35H159V33H158ZM181 35V36H182ZM50 36V35H49ZM66 36H64L65 38H66ZM70 36H71V34H70ZM70 36H68L67 38H66V41L64 40V42H65V44L68 42L69 43V45L68 46H70V49H71V47H72V51H74L75 49L74 48H77L78 49V47H76L75 46V43H77L76 41H75V39H71L70 38ZM149 36V35H148ZM164 36V35H163ZM169 36V35H168ZM226 36H228V37H230V40L228 39V38H226ZM25 39H24V38ZM96 37V36H95ZM99 37V36H98ZM112 37H114V36H112ZM116 37H118L117 35H116ZM116 37H114V38H112L113 39V43H114V46L112 45V47H116V45H115V43H117V41H118V43L120 42L119 41V39H121L120 37H119V39H117ZM155 37H157V36H155ZM170 37V36H169ZM183 37V36H182ZM195 37V38H194ZM15 38H14V40H15ZM73 38V37H72ZM97 38V37H96ZM95 38V39H96ZM102 38V37H101ZM100 38V39H101ZM104 38V37H103ZM102 38V39H103ZM111 38V37H110ZM168 37H166L165 39L163 38V37H161V35L158 37V40L160 41V43L162 42V43H164V42H166V39H167ZM180 38V37H179ZM187 37H185V35H184V37H183V39H184V41H185V39H186ZM193 38L195 39V40H193ZM224 38H226V39H224ZM21 39V40H20ZM102 39L100 40V41H102ZM148 40H149V38H147ZM150 39H151V34H150ZM238 39V38H237ZM48 42H47V41ZM97 40V39H96ZM104 40V39H103ZM115 40V41H114ZM155 40H156V38H155ZM181 40H182V38H181ZM189 40V39H188ZM187 40V41H188ZM16 41H18V40H16ZM41 42H43V44H45L47 47L50 45V40L47 38V36L46 37H44V36H41V40H40ZM45 41V42H44ZM98 41H99V38H98ZM109 42H110V40H108ZM153 41H154V39H153ZM159 41H158V43H159ZM168 41H169V39H168ZM167 41V42H168ZM183 41V42H184ZM207 41V42H208ZM241 41V42H240ZM50 42V43H49ZM104 42V41H103ZM147 42V41H146ZM145 42V43H146ZM149 42V41H148ZM167 42H166V45H167ZM190 42V41H189ZM244 42V41H243ZM20 43V42H19ZM35 43V44H36ZM97 43V42H96ZM91 44L90 46H89V48H90V52L89 51H87L88 53H93V54H91V57L92 56H94L93 58H95V53H94V51H92L91 49L93 48V45H98L99 44V42H98V44ZM101 43V42H100ZM113 43H111V44H113ZM155 43H157V41H155ZM158 43H157V45H158ZM222 43V42H221ZM25 44H26V42H24V45L22 44V42L20 43V48H22L21 47V45H23V47L25 46ZM29 44H32V43H30V41H29ZM29 44H27V45H29ZM34 44V45H35ZM78 44V43H77ZM76 44V45H77ZM179 44V43H178ZM40 45H42V44H40ZM67 45V44H66ZM74 45V46H73ZM163 45H165V43L163 44ZM179 45H181V44H179ZM193 45V44H192ZM191 45V46H192ZM195 45V44H194ZM193 45V46H194ZM223 45V46H224ZM68 46H65V47H68ZM99 46H100V44H99ZM159 46H162V45H159ZM192 46V47H193ZM220 46V45H219ZM251 46V45H250ZM32 47H34L33 46V44H32ZM43 46H39V48L41 49ZM52 47V46H51ZM50 47V48H51ZM64 47V46H63ZM92 47V48H91ZM95 47V46H94ZM156 47V46H155ZM225 47H223V48H225ZM246 47V48H245ZM24 48H29V47H24ZM37 48H38V45H37ZM38 48V49H39ZM43 48H46L45 46L43 47ZM42 48V49H43ZM49 47H48V49H50ZM56 48V47H55ZM54 48V49H55ZM69 48V47H68ZM158 48V47H157ZM173 48V47H172ZM172 48H171V52H173L172 51ZM223 48H221L222 50H223ZM226 48V49H227ZM47 49V50H48ZM66 49V48H65ZM64 49V50H65ZM95 49V48H94ZM99 50H98V52L100 51V52H102V48L100 49V48H98ZM130 49V50H131ZM160 49V48H159ZM170 49V48H169ZM183 49V48H182ZM203 49V48H202ZM201 49V50H202ZM47 50H45V51H47ZM52 49H50L46 54H49L50 55V59L52 60V62L53 63H56V64H54L53 66H50V64L49 65H45L44 66V64H47V63H50V62H47V63H44V64H42V67L40 68L41 70H40V72L38 71L37 73H39V74H42V78H39V79H41V81H42V84H45L44 86L45 87H47L48 86V89H49V91H50V88H51V90H54L55 89V91H56V89H57V91L59 92L60 90H61V93L63 94V93H65V91H67L66 93H68V90H64V88L62 89V87L66 84V83H69L68 82V79L70 78V80H72L73 81V79L75 78L74 76H77L76 74H74V78H72V76H71V74L69 75V76H67L66 78H68L67 79V81L66 82H63V83H60V81L59 80H63L64 78H62L61 76V74L59 73L58 74V72H60L61 70L64 72V70L63 69H65V74H67L68 73V70L67 69H69V71H70V73H71V68L73 69L74 67L76 68V66L78 65V67H77V69L78 68H80V69H82V71H83V69L84 70H86V72L89 70V68L87 67L86 69H85V67H84V62H85V64H86V61H84V62H82V60H84L83 59V55H82V57L80 56V54L78 53L79 51H80V49H79V51L77 50V52L76 53H78V56L79 57H81L82 58V60H81V58H79V59H77L78 58V56H77V58L75 57L74 58V52H72L71 50V52H72V54H71V52L68 50V53L70 52V54L68 55L63 49V51L67 54V56L66 55H64V52L62 53V54H60L56 49V54H58V55H56L55 53V55L53 54V52H54V50H52ZM96 50V49H95ZM108 50V49H107ZM175 50V49H174ZM177 50V49H176ZM229 50H230V48H229ZM232 50V49H231ZM43 51V50H42ZM44 51V52H45ZM52 52L51 54L54 56V57H52L51 56V54L49 53V52ZM76 51V50H75ZM140 51V52H139ZM226 51V50H225ZM242 51H243V53H242ZM43 52V53H44ZM82 53L84 52V51H81ZM86 52V53H87ZM100 52L99 53H97V50H96V55L98 56H96V58H98L99 60L101 59V58H103V59H101L102 61L101 62H103L104 63V65H103V63H102V65L100 64V61H99V63H98V65H96V63H94V65H95V67H94V65H90V71L93 69L94 71H95V75L97 74L96 72H97V70H99L98 72L101 74V75H99V76H95L94 75V72H93V75L92 74H90L89 72L90 71H88L87 73H85L84 71H83V73H82V71L81 70H79L81 73H82V75H84V82L82 81V82H80V81H78V79H80V78H77L76 80L78 81V83H76L75 82V80H74V83L76 84V88H78L77 87V85L79 84L80 85V87H81V89L79 90V88L78 89H76L75 88V85H72V84H70L69 86H74V87H72L74 90V92H82V90H84L85 92H80L81 93V95L79 94V92L78 93H76L79 97H81V101H82V96H84V93H85V97H86V95L88 96L89 94H90V92L89 91H91V90H88L89 89V87H87L88 85L87 84H89V80L87 79L86 80V74L89 76L90 75V77H91V75H92V79H93V82H94V84L96 83V87L94 86V84H93V86L95 87V89H94V91L96 90V89H98V88H100L101 86H103L102 84H101V86H100V83H99V81L100 82H105V80L107 79V77H108V81H106L105 83L108 85V89H110L111 90V87H110V84H111V82H113L114 84H116V81H113V76L114 75H117L118 73H119V70H121V68L122 67H125V66H128L129 65V59H127V58H129V56L126 58V57H123V58H121L123 55H121V56H119V57H117L116 59L115 58H113V57H111V58H113V59H115V61L116 62H114L115 63V65H113L112 63L113 62H111L112 61V59L110 58H108L109 56H112L111 55V53H110V55L108 54L107 56V58L109 59V60H111V61H109L108 59H104V57L106 56V55H104V57H103V54H101L102 56H100V55H98V54H100ZM104 53H106L105 52V50L103 51ZM139 52V53H138ZM144 52V57L146 56V55H149V53L147 52V53H145ZM182 52V54H184V58L189 62L190 60H191V57H188V55H186V53H185V51H181ZM184 52V53H183ZM224 52V51H223ZM228 52V51H227ZM231 52L232 51H230V54H231ZM239 52V53H238ZM85 53V52H84ZM131 53H129V54H131ZM174 53V52H173ZM229 53V52H228ZM238 53V54H237ZM171 54V53H170ZM174 54H178V53H174ZM181 54V55H182ZM48 55V56H49ZM73 56L72 57V60L70 59V56ZM85 56H89V55H86V54H84ZM142 55V54H141ZM160 55V54H159ZM205 55V54H204ZM234 55V54H233ZM242 57H241V56ZM56 56V57H55ZM177 56H180V54L179 55H177ZM53 59H52V58ZM101 57V58H100ZM243 57V58H244ZM33 58V57H32ZM54 58H55V60H54ZM73 58L75 59V60H73ZM90 58V57H89ZM89 58H85V60H87L88 61V59ZM96 58L95 59H92V60H95V61H97L96 60ZM127 59V60H125V59ZM201 58V57H200ZM216 58H217V56L215 55V54H212L211 56H208V55H206L205 57H202V59H203V61L202 60H200V61H202L199 65H202L203 67L204 66H206V65H210V66H208L209 67V70H208V73H207V78H206V80H205V82L203 81V83L201 82V81H198V80H196V79H194V78H192L191 76L192 75H189V77L190 78H192L191 80L189 79V83H191L192 84V87H193V85H194V90H195V86H196V88L198 89H200V90H202L203 91V93H207L208 94V96H209V101L211 102V101H215V98H213L211 95L212 94H215L216 93V91L218 90V89H224V90H226V91H228L227 89H225L226 88V86H227V82L226 81H224V80H221V78H220V73H219V69L220 68H218V63L216 62ZM3 59V58H2ZM1 59V60H2ZM30 59V58H29ZM28 59V60H29ZM199 59V58H198ZM27 60V62H29ZM78 60V61H77ZM81 60V61H80ZM91 60V61H92ZM104 60H107L106 61V64H108V63H111L114 67L112 68V67H110L109 68V66H108V68L106 67L107 65H105V61ZM182 60V59H181ZM245 60V59H244ZM3 61H5L4 59H3ZM33 61V60H32ZM31 61V62H32ZM126 61H128V62H126ZM235 61V60H234ZM237 61V60H236ZM240 61H241V59H240ZM80 62V63H79ZM204 62V63H203ZM242 62V61H241ZM247 62V61H246ZM53 63H51V64H53ZM75 65H73V64ZM77 65H76V64ZM80 65H79V64ZM93 63V62H92ZM91 63V64H92ZM178 63V62H177ZM181 63H182V61H181ZM30 63H28V64H26V66L27 65H29ZM40 64V65H41ZM89 64V63H88ZM87 64V65H88ZM128 64V65H127ZM145 64V63H144ZM185 64V63H184ZM205 64V65H204ZM3 65L4 64H2V67H3ZM36 66H38L37 64H35ZM101 65V66H100ZM108 65H110V64H108ZM177 65V64H176ZM181 65V64H180ZM8 66V65H7ZM44 66V67H43ZM74 66V67H73ZM80 66V67H79ZM97 66H99L98 68H97ZM111 66V65H110ZM145 65H143V68H145L144 67ZM178 66V65H177ZM182 67L184 66V65H181ZM180 66V67H181ZM196 66V65H195ZM202 66H199L198 67V65L196 66V69L195 70H198V68H202ZM236 66H238V65H235V66H233V67H236ZM245 66V65H244ZM5 67V66H4ZM33 67V66H32ZM29 67L28 68V66H27V68H25L26 69V71H27V73H28V77H30L29 76V73L30 72H28V70L29 71H32V73H33V71H35L36 72V70H37V68H38V70H39V67ZM91 67H94V68H97V69H94V68H92L91 69ZM181 67V68H182ZM9 68V67H8ZM74 68V69H75ZM146 68H147V65H146ZM20 69V68H19ZM88 69V70H87ZM173 69V68H172ZM174 69H176L177 70V68H174ZM183 69H184V67H183ZM199 69V70H200ZM208 69V68H207ZM235 69V68H234ZM239 69H240V67H239ZM146 70V69H145ZM149 70V69H148ZM202 70H203V68H202ZM244 70V71H243ZM5 71H7V70H5ZM10 71V70H9ZM62 71H61V73H62ZM174 71V70H173ZM181 71V70H180ZM232 71V70H231ZM238 71H241V72H238ZM11 72V71H10ZM73 73H74V70L72 71ZM78 72V71H77ZM79 72V73H80ZM92 72V71H91ZM149 72V71H148ZM192 72V71H191ZM197 72V71H196ZM199 72V71H198ZM235 72V71H234ZM36 73V74H37ZM72 73V74H73ZM85 73V74H84ZM98 73V74H99ZM175 73V72H174ZM183 73V72H182ZM222 73V72H221ZM225 73V72H224ZM5 74H9L8 72L7 73H5ZM33 74H35V73H33ZM33 74H30V75H33ZM36 74H35V76H36ZM69 74V73H68ZM179 74V73H178ZM196 74V73H195ZM38 75V74H37ZM61 75V76H60ZM105 75H106V77H105ZM197 75H199V73L197 74ZM224 75V74H223ZM222 75V76H223ZM230 75H232V72L230 73ZM229 75V76H230ZM34 76V75H33ZM39 77H40V75H38ZM71 76V77H70ZM87 76V78H89ZM105 78H104V77ZM118 76H119V74H118ZM173 76H174V74H173ZM172 76V77H173ZM187 76V75H186ZM59 77H61V79L59 78ZM63 77H65V76H63ZM78 77V76H77ZM80 77V76H79ZM94 77H95V80H94ZM101 77H103V79H105V80H103V81H101L100 80V78ZM175 77L176 76H174V79H175ZM193 77H195V76H193ZM232 76H230V78H231ZM90 78V79H91ZM171 78V77H170ZM176 78H178V77H176ZM226 78V80H227V76L225 77ZM230 78H229V80H230ZM233 78V77H232ZM236 78V77H235ZM234 78V79H235ZM236 78V79H237ZM245 78V79H244ZM247 78V79H248ZM30 79H32V78H30ZM116 79V78H115ZM114 79V80H115ZM119 79V78H118ZM180 79V78H179ZM185 80H187V78H184ZM32 80H34V79H32ZM66 80V79H65ZM81 80V79H80ZM167 80H169L168 78H167ZM177 81H178V79H176ZM233 80V79H232ZM64 81V80H63ZM87 81H88V83H87ZM96 81V82H95ZM109 81H111L110 82V84H109ZM176 81V82H177ZM191 81V82H190ZM235 81V80H234ZM233 81V82H234ZM244 81H243V83H244ZM44 82V83H43ZM71 82V81H70ZM117 82H119V81H117ZM121 82V81H120ZM166 82V81H165ZM168 83L170 82L171 83V81H167ZM174 82V81H173ZM180 82V81H179ZM178 82V83H179ZM237 82V81H236ZM238 82H239V84H240V86H241V81H239L238 80ZM241 82V83H240ZM247 82V81H246ZM0 83H2V86H3V84H5V83H3V82H0ZM99 83V84H98ZM123 83H124V81H123ZM170 83H169V85H170ZM181 83H182V80H181ZM229 83V82H228ZM231 83V82H230ZM98 84V85H97ZM105 84V85H106ZM113 84V87L114 86H116V85H114ZM166 84V86H167V83H165ZM173 84V83H172ZM187 84V83H186ZM235 84V83H234ZM236 84H238V83H236ZM247 84V83H246ZM67 86L66 87H68L69 89L71 88V87H69L68 86V84H66ZM112 85V84H111ZM119 85V84H118ZM144 85V84H143ZM175 85V87H176V85H177V83H175L174 84ZM174 85H172L173 86V88L175 89V87H174ZM183 84H181V86H182ZM207 85H209L210 87L209 88H207L206 86ZM231 85H233V83L231 84ZM244 85H245V83H244ZM247 85H250V84H247ZM1 86V87H2ZM43 86V87H44ZM89 86H90V84H89ZM93 86H92V88H93ZM97 86H98V88H97ZM100 86V87H99ZM207 88H205V87ZM235 86V85H234ZM236 86H239V85H236ZM243 86V85H242ZM4 87V86H3ZM2 87V88H3ZM7 87V86H6ZM44 87V88H45ZM116 87H119V86H116ZM178 87H180L179 85L177 86V88H176V90H174L173 88H172V90L173 91H178L177 89H178ZM188 87V86H187ZM228 87V86H227ZM231 87V86H230ZM250 87V86H249ZM1 88V89H2ZM52 88H54V89H52ZM71 88V89H72ZM90 88H91V86H90ZM91 88V89H92ZM121 88V87H120ZM193 88L191 89V90H193ZM233 88V87H232ZM231 88V89H232ZM250 88H252V87H250ZM47 89V88H46ZM70 89V90H71ZM102 89V88H101ZM114 89H115V87H114ZM168 89H169V87H168ZM183 89V88H182ZM2 90H4V89H2ZM69 90V91H70ZM99 90L100 89H98V92L97 93H99ZM109 90V91H110ZM116 90V89H115ZM165 90H167L166 88H165ZM184 90V89H183ZM182 90V91H183ZM216 90V91H215ZM240 90V89H239ZM242 91H243V87H242V89H241ZM247 90V89H246ZM249 90V89H248ZM253 90V89H252ZM62 91H64V92H62ZM72 91V90H71ZM70 91V92H71ZM102 91V90H101ZM104 91V90H103ZM185 92H187L186 90H184ZM201 91V92H202ZM219 91V90H218ZM226 91L224 92V93H226ZM256 91V90H255ZM254 91V92H255ZM5 92V91H4ZM39 93H41L42 91H38ZM51 92V91H50ZM52 92H54V91H52ZM57 92V93H58ZM189 92H193V91H189ZM198 93L197 94H199V91H197ZM213 92H215V93H213ZM236 92V91H235ZM1 93V97H0V100H2V101H4V102H8V99L10 98V97H8V99H7V96L5 95V93H2V92H0ZM60 93V92H59ZM72 94L70 95L71 96V100L69 99L70 97L68 96L67 97V100L68 101H72L73 99V103L74 104H76L74 101L76 100L75 98H77V97H75V98H73V96L72 95H74L73 94V92H71ZM95 93V92H94ZM93 93V94H94ZM100 93H102V92H100ZM111 93V92H110ZM167 94H170V93H172V92H170V90H167V92H166ZM195 93V92H194ZM212 93V94H211ZM260 93V94H261ZM61 94V95H62ZM92 94V95H93ZM96 94V93H95ZM112 94H113V91H112ZM173 94H174V92H173ZM176 94H178L177 96H179V95H181V94H179V93H176ZM191 94V93H190ZM220 94V93H219ZM251 94H252V92H251ZM253 94H255V96H257L256 94V92L255 93H253ZM252 94V95H253ZM64 95V94H63ZM66 95H65V97H66ZM92 95L90 94L89 95V97H88V99H90L91 98V100L93 101V99H95L94 101H96L97 102V104L99 103V102H101V101H97V98H95L96 97V95H93L94 97H92ZM100 95V94H99ZM98 94H97V97H100ZM191 95H195V94H191ZM191 95H190V97H191ZM216 95V94H215ZM215 95H213V96H215ZM232 95V94H231ZM233 95H234V93H233ZM235 95H237L236 93H235ZM251 95V96H252ZM74 96H76V95H74ZM174 96V95H173ZM183 96V95H182ZM182 96H179V97H182ZM201 96V95H200ZM208 96H207V98H208ZM216 96H218V95H216ZM261 96V95H260ZM40 97V96H39ZM39 97H37L39 100H41ZM43 97H45V96H43ZM112 97H113V95H112ZM258 98H256V99H259L260 100V97L259 96H257ZM262 97H264V96H262ZM87 98V97H86ZM93 98V99H92ZM189 98V97H188ZM193 98V97H192ZM200 98V97H199ZM236 98V97H235ZM234 98V99H235ZM46 99V98H45ZM45 99L43 100V101H45ZM49 99H51V97H49ZM79 99V98H78ZM85 98L83 97V101H84V103L83 102H81V104L83 105V104H86L87 102H88V104H89V106H91L90 105V103L89 102H91V101H87L86 99L84 100ZM177 99H180V98H177ZM176 99V100H177ZM183 99V98H182ZM214 99V100H213ZM226 99V98H225ZM237 99L241 102L240 103V106H242V108H244L245 110L244 111H246V110H248L247 112H249V114L250 115H254V116H256V117H258V116H260L261 117V115H260V112L259 111H262V112H264V103H261V102H259V100H258V102L256 101L255 103L254 102H252L249 98H248V95H247V91H246V94L245 93H243V92H241L240 91V93L237 95ZM66 100V101H67ZM80 100V99H79ZM98 100H101V99H99L98 98ZM104 100V99H103ZM176 100H174V101H176ZM197 100V99H196ZM202 100V99H201ZM232 99H230V98H228V99H226L225 101L224 100H222V103H224L223 104V106L225 105L226 107H228V110H229V108L230 107H236V106H234V103H232V101H231ZM237 100V101H238ZM255 100V99H254ZM253 100V101H254ZM2 101H0V103H2ZM47 101H48V99H47ZM77 101V100H76ZM86 101V102H85ZM121 101H122V99H121ZM124 101V100H123ZM181 101V100H180ZM184 101V100H183ZM183 101H181V102H183ZM224 101V102H223ZM236 101V102H237ZM71 102V103H72ZM105 102V101H104ZM104 102H102V103H104ZM176 102H178V101H176ZM180 102V103H181ZM187 103L186 104H189L188 103V101H186ZM192 102V101H191ZM205 101H203V103H204ZM209 102V103H210ZM216 102V101H215ZM214 102V103H215ZM44 103H47V104H49V101L48 102H44ZM51 103V102H50ZM68 103V102H67ZM72 103V104H73ZM92 103V102H91ZM94 104H95V102H93ZM184 103H185V101H184ZM183 103V104H184ZM197 103H199V102H197ZM7 105L9 104V103H6ZM10 104H11V101H10ZM13 104V103H12ZM115 104V103H114ZM182 104V103H181ZM180 104V105H181ZM201 104V103H200ZM205 104H207V103H205ZM237 104V103H236ZM239 104V103H238ZM237 104V105H238ZM6 105V106H7ZM57 105V104H56ZM71 105V104H70ZM193 106V108L195 107V106H197V105H194V103L192 104ZM5 106V107H6ZM72 106H74V105H72ZM88 106V105H87ZM93 106V105H92ZM190 106V105H189ZM189 106H186V107H188V109L190 108ZM204 106V105H203ZM202 106V107H203ZM219 106V105H218ZM13 107H14V104H13ZM12 107V108H13ZM45 108H50L51 107V105H50V107L49 106H44ZM58 109V111L59 112H61V113H64V114H66V117L69 115V114H67V111H66V109H64V107L62 108V104H60V105H57L56 106ZM82 107H84V106H82ZM103 107H104V104H103ZM102 107V108H103ZM106 107H107V105H106ZM198 107V106H197ZM205 107H207V106H205ZM215 107V106H214ZM225 107V108H226ZM9 108V107H8ZM15 108V107H14ZM17 108V107H16ZM45 108H44V110H43V113H42V115L43 114H45V113H47L50 117H51V119H52V116L54 115V118H55V115H56V109H55V111L53 110V114H52V111L51 110H47V112L45 111ZM96 108H97V105H96ZM95 108V109H96ZM98 108H99V104H98ZM101 107H100V110L99 111H101V109H102ZM116 109H118L117 107H115ZM182 108V107H181ZM201 108V107H200ZM216 108H217V105H216ZM240 108V107H239ZM22 109V108H21ZM104 109H106V108H104ZM187 109V110H188ZM192 108H190V110H191ZM207 109H209L210 111L213 109V111H214V108H213V105L212 104H208V107H207ZM236 109V108H235ZM234 109V110H235ZM260 109H262V110H260ZM18 111L20 110V109H17ZM196 111V108L195 109H193V111ZM205 110H206V108H205ZM204 110V111H205ZM209 110H206L205 112H207V111H209ZM241 110V109H240ZM48 111H49V113H48ZM64 111V112H63ZM102 111H105V110H103L102 109ZM114 111V110H113ZM184 111H185V113H186V115H188L191 119H192V116H193V114L191 115V114H189L188 112H186V110L184 109ZM191 112V113H195V112ZM199 111H200V109H199ZM212 111V112H213ZM224 111L227 113V110H225L224 109ZM231 111V110H230ZM51 112V113H50ZM116 112V114L115 115H118V117L120 118V116H119V114H117V112H118V110L117 111H115ZM114 112V113H115ZM183 112V111H182ZM198 112V111H197ZM203 112V111H202ZM211 112V113H212ZM238 112V111H237ZM239 112H241V111H239ZM242 112H243V110H242ZM106 113V112H105ZM119 113V112H118ZM188 113V114H187ZM199 113V112H198ZM201 113V112H200ZM215 113V112H214ZM217 113V112H216ZM215 113V114H216ZM219 113V112H218ZM244 113H246V112H244ZM29 114V113H28ZM47 114H45V116H47ZM51 114V115H50ZM121 114V113H120ZM208 114H209V112H208ZM221 113H219V115H220ZM224 114V113H223ZM234 114V113H233ZM239 114V113H238ZM27 114H25V116H26ZM200 116L202 115V113L201 114H199ZM198 115V117H200ZM207 115V114H206ZM206 115H204L205 117V121H207L208 119L206 118ZM211 115V114H210ZM210 115H209V117H210ZM213 115V114H212ZM211 115V116H212ZM227 115V114H226ZM225 115V116H226ZM3 116V115H2ZM2 116H1V112H0V129L2 130V133L3 132H5L4 130L6 129L5 127V123H4V121H3V118H2ZM24 116V117H25ZM29 116V120H30V115H28ZM43 117V118H45L44 120L45 121H49V122H52L53 123V121L55 120L54 118V120L52 119V120H49L48 119V117ZM181 116V115H180ZM184 116V115H183ZM186 117V118H189V117ZM217 116H218V114H217ZM216 115L215 116H213V117H215V119H217L216 117H217ZM227 116H229V115H227ZM243 116H245L244 114H243ZM32 117V116H31ZM66 117H65V119H66ZM196 117V116H195ZM194 117V118H195ZM198 117H196L197 118V121H199L198 120ZM208 117V116H207ZM208 117V118H209ZM47 118V119H46ZM68 118V117H67ZM105 118H107V117H105ZM185 118V119H186ZM190 118H189V120H190ZM204 118H203V120H204ZM226 118H228V117H226ZM236 118V117H235ZM241 118H242V116H241ZM244 118V117H243ZM243 118H242V120H243ZM246 118V117H245ZM244 118V119H245ZM250 118H251V116H250ZM25 119V118H24ZM26 119H27V116H26ZM32 119V118H31ZM183 119V118H182ZM214 119V118H213ZM212 118H211V120H213ZM225 119V118H224ZM223 119V121H225ZM248 119V118H247ZM18 120V119H17ZM68 120V119H67ZM187 120V119H186ZM185 120V124L186 123H188L189 122V120H188V122ZM200 120H202V118L200 119ZM219 120V119H218ZM249 120V119H248ZM247 120V121H248ZM259 120H261L260 118H259ZM25 120H23L22 122L23 123H25L24 122ZM31 121L32 122H34V124L33 123H31ZM181 121V120H180ZM216 122H217V124H219V122L217 121V120H215ZM220 121V123H223L221 120H219ZM240 121V120H239ZM262 121V120H261ZM260 121V122H261ZM29 122V121H28ZM196 122V121H195ZM201 122V121H200ZM214 122V121H213ZM212 122V123H213ZM36 121H34V119H32V120H30V123H28V124H30V125H27V123L26 124H24V125H22V127H21V130L22 129H25L26 131H27V133H30V132H32V133H30V135H27V133L25 134L24 132H22L23 134H25V135H27V136H29V138H27V137H24L23 135H22V133L21 132H18V133H12L13 131H11L10 130V128L8 129V127H7V131H8V133L6 134V135H9V136H11V137H9L11 140H13L15 143L14 144H16L15 146H12V147H9V148H7V149H5L4 147H3V143L5 142V133H3V135H0V175H10V172L12 171V172H14L15 174H13V178L12 179H14V175H18L17 177H16V179H14V180H16V183H17V185H18V187L20 188V189H22V187H24V186H21V185H23L24 183H25V186H26V188L28 187L29 188V185H30V188L29 189H31L32 191H33V193H32V195H30L31 194V192H29V189H28V192L29 193H27L26 194V189H23V192L25 193V195H28L27 197H25V198H23L22 197V199L20 198V199H18V197L17 198H15L13 195H12V193L11 194H9L8 193V195L7 196H2V193H0V229H4L5 227H7V226H9V225H15V224H20V225H22V229H21V231L18 233V234H16V235H14L11 239H7V238H4V239H0L2 242L1 243H3V245H5L6 246V244H9L8 243V241L9 240H14V242L13 241H10V242H13L14 244H12V246L13 245H15V249H18L19 251H18V253L20 254H18L19 256H20V260H19V262H17V261H15V259H14V257L15 256H13L14 254L12 253L11 254V252H10V250L11 249H8V251L6 252V257H5V255H2V257L3 258H1V259H3L2 261H4V262H7L8 264H15L14 262H16V264H18V263H21V264H50L51 262L53 263V264H66V261H68L69 262V264L70 263H72L71 261H73V260H69V258L67 259V258H65L63 255H65V254H63V255H61L60 257H58V253L56 252V251H58V250H63V252L64 253H66V255L68 254V256L67 257H70L71 255V252H69L68 253V251L70 250V247H71V242L72 241H70V239H69V236H68V238H66V237H64V235L63 236H55V234H53V232H51V229L54 227L55 228V231H56V229H62V230H64V229H66V228H69V227H72V228H75L76 230H78L79 231V233H81L86 239H88L90 242L89 243H91L90 245H91V247L94 249V247L96 248V254H94L93 256H95V258H96V260L98 261V264H150V262H148V263H145V260L143 259L142 260V257L144 256V254H143V251H137V248H136V246L135 245H138V244H136V242H134L133 240H132V238L131 239H129L128 241L130 242V243H127V242H123L122 241V245H121V239L120 240H118L120 243H119V245H121V247L122 248H124V249H122V250H125L126 248V252L124 251V253L122 252V251H120V246H117L115 249L117 250L118 249V247H119V249H118V251L119 252H121L122 254L119 256V252L117 251L116 252V254L119 256H117L116 254H115V249L113 248V246H111L110 244H108V242H107V239L105 240L104 239V236L103 235H105L104 233H113V231L115 232H117V233H119L117 230H118V225H117V223L116 222H118V221H116L115 223L116 224H114V219L111 221V223H110V226H112L111 228H110V230L108 229L107 231H109V232H107V231H104L103 229H101L100 228V226H96V224L94 223V218L96 217V216H100V217H104V212H103V207L100 205V203H101V199H98L99 198V196H101L100 194H101V192H100V194H99V192H97V187H98V184L100 185V181L98 180L97 181V179L96 178H94L95 180H93V178H91V176L92 175H87V174H85V172H84V170L82 169V167H84V166H86V165H84V163L86 164V158L88 157V155L87 154H90V152H91V149H93V148H91V147H89V145L90 144H88V147L89 148H87V146H85V150H86V152H85V150H83V151H81L82 149H84V148H81L82 146H84V145H87V144H84V145H82L80 148V152H79V150H76L77 149V147H76V149L74 150V151H71L72 153H75V155L74 154H72L73 156H75L76 158H72L73 156H70L71 155V153H70V151L69 150H67V149H69V148H64V146H63V144H61V142L59 143L58 141H51V136H50V140H41L42 138L41 137H43V139H45L46 138V136H44L43 134L41 135V134H39L38 132V130H37V128H38V125H39V123H40V125H41V121L38 123V125L36 126ZM184 123V122H183ZM190 123V122H189ZM194 122H191L190 124H193ZM209 123H210V121H209ZM239 123H241V122H239ZM32 124V125H31ZM196 125H197V123H195ZM194 124V125H195ZM202 124V123H201ZM207 124V123H206ZM216 124V123H215ZM215 124H213V125H215ZM229 124H231V123H229ZM243 124H244V122H243ZM247 124V123H246ZM248 124H250V123H248ZM262 124H264V123H262ZM34 125V127H36V129H33V126ZM179 125H181L182 126V124H179ZM188 125V124H187ZM186 125V126H187ZM233 124H231V126H232ZM241 125V124H240ZM23 126H24V128H23ZM108 126V125H107ZM184 126V125H183ZM190 126V125H189ZM192 126V125H191ZM202 126H203V124H202ZM222 126V125H221ZM227 126H228V124H227ZM246 126V125H245ZM244 126V127H245ZM249 126V128H252V129H255V130H257V129H259V123H258V118L256 119L255 117H253L252 119H251V124L250 125H248ZM42 127V126H41ZM196 127V126H195ZM214 127V126H213ZM212 127V128H213ZM215 127H216V125H215ZM215 127H214V129H215ZM218 127H219V125H218ZM224 127H226L225 126V124H224ZM229 127H230V125H229ZM40 128V127H39ZM38 128V129H39ZM109 128V127H108ZM107 128V130L109 131V132H111L110 131V128L108 129ZM184 128V127H183ZM187 128V127H186ZM211 128V127H210ZM223 128V127H222ZM246 128V127H245ZM244 128V129H245ZM4 129V130H3ZM92 129V128H91ZM191 129V128H190ZM206 129V128H205ZM262 129H264V128H262ZM25 130H22V131H25ZM35 130V131H34ZM90 130V129H89ZM186 130V129H185ZM191 130H194V129H191ZM217 130V129H216ZM219 130H221L220 128H219ZM225 130V129H224ZM228 130V129H227ZM246 130V129H245ZM244 130V131H245ZM251 130V129H250ZM41 132H42V130H40ZM95 130H94V128L92 129V131H91V134H97V131H95V133H93ZM212 131V130H211ZM241 131H243V130H241ZM254 131V130H253ZM252 131V132H253ZM33 132H37V134H39V136H37V135H34L35 133H33ZM40 132V133H41ZM90 132V131H89ZM89 132H87V133H89ZM107 132V131H106ZM214 132V131H213ZM220 132V131H219ZM222 132H224V131H222ZM226 132H229V131H226ZM258 132V131H257ZM262 132H264V131H262L261 130V133ZM54 133V132H53ZM51 134V135H55V133L54 134ZM86 133V134H87ZM112 133H114V131L112 132ZM112 133H108L107 132V136H109L108 138L110 139V138H112L110 141L112 142V146L113 147H111V149L112 148H115L114 150L115 151H120L119 153H117V154H119V156L121 157L122 155H120L122 152H121V150H120V144H118L117 142H119L118 140H116V136L115 135H117V134H114L112 137H111V134ZM116 133V132H115ZM217 133V132H216ZM236 133H237V131H236ZM240 133V132H239ZM250 133V132H249ZM90 134V133H89ZM89 134H88V136H89ZM220 134H221V132H220ZM235 133H232V131H231V133L229 132L228 133V136H224V137H229L232 141L233 140H235V138H237L235 135H234ZM34 135L35 137H38L39 138V141L37 140V139H35V137L33 136V138L35 139V140H32L33 138H32V136ZM45 135H47V134H45ZM218 135H219V133H218ZM242 134H240V136H241ZM244 135V134H243ZM41 136V137H40ZM56 136H58V135H56ZM56 136H54V137H56ZM92 136V135H91ZM96 136V135H95ZM214 136H215V133H214ZM223 136V135H222ZM239 136V137H240ZM13 137V138H12ZM31 137V138H30ZM45 137V138H44ZM54 137H53V139H54ZM93 137H94V135H93ZM212 137V136H211ZM231 137H234V139H232ZM216 138V137H215ZM240 138H242V137H240ZM239 138V139H240ZM15 139V140H14ZM95 139V138H94ZM238 139V140H239ZM38 142H37V141ZM54 140H56V138L54 139ZM216 140V139H215ZM215 140H214V142H215ZM227 140V139H226ZM243 140V139H242ZM42 141V142H41ZM212 141V140H211ZM45 142H48L49 143V145H48V143H46L48 146H47V149L49 148V150H47L46 148H45V146H46V144L44 145V143ZM213 142V143H214ZM216 142H218V141H216ZM221 142V141H220ZM239 142V141H238ZM236 143V141H235V143L236 144H238V145H236V146H238V147H240V145H241V143L239 144V143ZM244 142V141H243ZM54 143V144H53ZM212 144V143H211ZM218 144V143H217ZM216 143H215V145H217ZM223 144H225V142H223ZM231 144V143H230ZM242 144H244V143H242ZM53 145V146H52ZM226 145V144H225ZM228 145H229V143H228ZM19 146H21V147H23V149H25L26 150V152H28L29 150L33 153H28V154H32V156L34 157H32L33 159V161L34 162H36L37 164L38 163H40L42 166H40V167H44L45 168V171H46V169L51 173V179L49 180V179H47L48 181H44V178H42V176H40V180H42V181H39L38 179H36L37 177H39L38 176V172H36L37 174H35V172H34V174L32 173L33 172V166H34V162H32V160L31 161H22L23 163H16L15 162V160H17V162H19L18 161V150H19ZM67 146V145H66ZM65 146V147H66ZM92 146V145H91ZM209 146V145H208ZM212 146H213V144H212ZM219 146V145H218ZM218 146H215V147H218ZM221 146V145H220ZM233 146H234V149H235V145L233 144ZM244 146V145H243ZM242 146V147H243ZM20 147V148H21ZM170 147V146H169ZM223 147V146H222ZM221 147V148H222ZM238 147H236V149L238 150V151H240L239 150V148ZM29 149L28 151H27V149ZM50 148H51V150H50ZM79 148V147H78ZM212 148V147H211ZM232 148V147H231ZM248 148V147H247ZM246 148V149H247ZM197 149V148H196ZM220 149V148H219ZM219 149H218V151H219ZM225 148H223L222 149V151H221V153L222 152H224L225 153V151H223ZM235 149V150H236ZM250 149V148H249ZM248 149V150H249ZM5 150H6V152H5ZM47 150V151H46ZM87 150L89 151L88 153H87ZM113 149H112V152H115ZM232 150V149H231ZM244 150V149H243ZM234 151V150H233ZM232 151V152H233ZM245 151V150H244ZM80 154H79V153ZM168 152H170V151H168ZM215 152L216 153H218L217 152V149L215 150ZM215 152H213V153H215ZM220 152V151H219ZM241 152V151H240ZM243 152V151H242ZM249 153L251 152V151H248ZM247 152V153H248ZM85 153H87V154H85ZM228 153V152H227ZM252 153V152H251ZM250 153V154H251ZM26 154V153H25ZM229 154V153H228ZM235 154V153H234ZM236 154H238V152H236ZM27 155V154H26ZM86 155H87V157H86ZM170 155H171V153H170ZM219 155H220V153H219ZM225 155V154H224ZM242 155V154H241ZM244 155V154H243ZM246 156V155H245ZM27 157V156H26ZM123 157V156H122ZM229 157V156H228ZM9 158V159H8ZM18 158V159H17ZM29 158V157H28ZM60 158H61V160H60ZM31 159V158H30ZM20 160V159H19ZM29 160V159H28ZM64 160V161H63ZM74 160H76V161H74ZM222 161H223V159H221ZM225 160V159H224ZM228 160V159H227ZM227 160H225L226 162H227ZM63 161V162H62ZM67 163V164H66ZM223 163V162H222ZM228 163H230V162H228ZM189 164V163H188ZM196 164V163H195ZM84 165V166H83ZM197 165V167L199 166L198 164H196ZM228 165V164H227ZM102 167H104V164L103 165H101ZM226 166V165H225ZM206 167V166H205ZM20 168V169H19ZM41 168V169H42ZM33 169V170H32ZM190 169H191V166H190ZM194 169H196L195 168V166H194V168H193V170ZM204 169V168H203ZM206 169V168H205ZM213 169V171L211 172L210 171V173H212V174H209V175H211V177H213V178H215L216 180H214V181H216V183H218L219 185H221L220 184V182L223 184V189H224V187H226L227 185H228V187L229 188H227V189H229V191H231V197H232V194L234 195V193L235 192H237L238 193V187H239V185L241 184V182L242 183H244L245 185H246V183L247 184H249L250 185V181H248V180H244L243 179V181H241V182H239V185L237 184V182L236 183H232L231 181H233L232 179H231V175L229 174L228 175V172H227V175H224V174H222L221 172H222V169H221V172L219 171V169H217V167L214 169V168H212ZM210 170V169H209ZM47 171V172H48ZM162 171V170H161ZM262 171H264V169H262ZM12 172H11V174H12ZM49 172H48V174H49ZM173 172V171H172ZM196 172H198V171H195L194 170V172L193 171H191V173L192 174H197ZM206 172H208V171H206ZM162 173H163V177H164V173H165V171H162ZM175 175H178V173L176 174L175 172H173ZM190 173V172H189ZM199 173V172H198ZM89 174V173H88ZM91 174V173H90ZM181 174V173H180ZM179 174V175H180ZM192 174H190L189 176H191ZM192 175V178H193V181H191V182H193L194 183V186H192L193 187V189H194V187L196 188V190H195V192L193 191V189H191V186L190 185H193V183L192 184H190L189 185V187H187V188H190L189 189V191L190 192H193L194 194L195 193H197V191H198V193L200 194V195H202V198H201V196H198V194H196L197 196H198V199L199 198H201V199H199L200 200V203L203 201V197H204V195H203V193L201 194V191L202 192H204V194H206V192H208L207 191V189L206 188H208V187H205L206 185H204V184H202V182L204 183V180H207V179H204V177L202 178L203 179V181H201L202 179L201 178H199L200 176H201V173H199V175L197 174V175ZM208 174H206V175H208ZM247 174V173H246ZM245 174V175H246ZM161 176V177H162ZM195 176H197L196 178H199V180H198V182H196L195 183V181H197V179L195 178ZM247 176H249V174L247 175ZM251 176V175H250ZM250 176H249V178H250ZM49 177V178H50ZM94 177V176H93ZM175 177H177V176H175ZM245 177V176H244ZM262 177V176H261ZM4 179V177H1V179ZM8 178V176L6 177V179ZM165 178V177H164ZM208 178V177H207ZM237 178V177H236ZM241 178V177H240ZM247 178V177H246ZM1 180V181H3L5 184H7V182H9L10 180H11V178L8 180V181H6L5 179L4 180ZM190 179H191V177H190ZM209 179V178H208ZM248 179V178H247ZM18 180V181H17ZM212 180V179H211ZM239 181H240V179H238ZM251 180V179H250ZM20 181V182H19ZM22 181V182H21ZM79 181H82L83 183H84V186L85 185H87L88 184V182L90 183V184H92V185H89L88 186V189H89V187H90V190L92 191V189L94 190V191H96L95 193L92 191H90V190H88L87 188L85 189V187L83 188V186L81 187V183L79 182ZM95 181H97V182H95ZM144 181L145 180H143V183H144ZM213 181V182H214ZM245 181V182H244ZM249 183H248V182ZM199 182L203 185V187H202V185H200L199 184ZM4 183H1V184H3L2 186H5L4 185ZM22 183V184H21ZM97 183V184H96ZM215 183V182H214ZM214 183H211V184H213V185H211V186H213L212 188H213V190H212V192H214V190L216 189V188H214L216 185H214ZM19 184H21V185H19ZM47 184H54V186L55 185H60L59 187H63V189L65 188V190L66 191H64V192H67L68 193V195H70V196H72L73 197V195H74V198L76 197L78 200H79V202H78V204L80 203L81 204V208H82V210L81 211H79L80 213L79 214H72L71 213V208H70V214L71 215H67V212H66V215H64L65 214V211H67V210H63L62 212H59V211H57V210H55L54 208H53V206H52V204L48 201V202H45V199H44V201H43V195H42V192L45 190V185H47ZM187 183H185V185H186ZM235 184H237V185H235ZM251 184H252V182H251ZM94 185V186H93ZM195 185H197V186H195ZM208 185V184H207ZM225 185V186H224ZM242 185V184H241ZM244 185V186H245ZM249 185H246L245 186V188H244V186H243V190H246L247 188H249V189H247L248 190V193L245 191H243L244 193H242V189H240V188H242V187H240L239 189H240V193L239 194H241V195H244V196H242V197H240L239 196V194L238 195H235L238 199H240V202H241V200L243 201H245L246 202V205H247V202H249V204H250V202H251V205H253L252 204V202L254 203V205L256 206L255 208H259V206H260V210H262L261 208H264V196H262V195H264V189H262V188H264V187H259V188H261L262 190H260L259 188H257L256 187V189H258L257 191H256V189H253V188H255V187H253V186H249ZM253 185V184H252ZM182 186H184V184L182 183ZM188 186V185H187ZM200 186L203 188V190H202V188H200ZM211 186H210V188H211ZM249 186V187H248ZM255 186V185H254ZM31 187H33V188H31ZM51 187H53V185L51 186ZM93 187V188H92ZM198 187L201 189H198ZM217 187V186H216ZM219 187V186H218ZM25 188V187H24ZM180 188H182L181 186H180ZM186 187L184 186L183 187V189H185ZM220 188V187H219ZM218 188V189H219ZM87 191H90V192H88V194H87V192H85V190ZM100 189V188H99ZM113 189V188H112ZM231 189V190H230ZM236 189H237V191H236ZM252 189L254 190L253 192H252ZM101 190V189H100ZM99 190V191H100ZM181 190V189H180ZM188 190V189H187ZM187 190H186V192H187ZM192 190V191H191ZM204 190H206V192L204 191ZM225 190V189H224ZM251 190V191H250ZM22 191V190H21ZM216 191V190H215ZM220 191H223L222 189L220 190ZM219 190L217 191V194L216 195H213V196H217L218 195V193L220 192ZM226 191V190H225ZM183 193V195H186V194H184V193H186L185 192V190L184 191H182ZM189 193V192H188ZM210 193V192H209ZM216 193V192H215ZM224 193V192H223ZM236 193V194H237ZM89 194H90V196H89ZM191 194V193H190ZM219 194H221V193H219ZM262 194V195H261ZM24 195V196H25ZM66 195V194H65ZM76 195V196H75ZM189 195V194H188ZM224 195H225V193H224ZM229 194H228V196H230ZM245 195H246V197H245ZM70 196H69V198H70ZM78 196V197H77ZM93 196V197H92ZM221 196V198L222 197H226V195L225 196H222V195H219V197ZM227 196V197H228ZM91 197H92V199H93V201L91 200ZM226 197V198H227ZM66 198V197H65ZM69 198H67V199H69ZM215 198V197H214ZM217 198H218V196H217ZM216 198V199H217ZM220 198V201L222 200V199H225V198H222L221 199ZM243 198H245V199H249L248 201H246L245 199H243ZM24 199V200H23ZM67 199H65V200H67ZM77 199H75L76 201H77ZM228 200H229V198H227ZM218 200H219V198H218ZM75 201V202H76ZM163 201H164V197H163ZM224 201V200H223ZM239 201V200H238ZM237 201V202H238ZM243 201V202H244ZM91 202H94V203H92L91 204V206L89 205ZM204 202L205 201H203L202 202V204L203 205H201V206H206V204H204ZM229 202H230V200H229ZM23 203V204H22ZM50 203V204H49ZM102 203H103V200H102ZM137 203L138 204H140V201L139 200H137ZM136 203V204H137ZM164 204L166 203V205H168V203L167 202H163ZM219 203V202H218ZM221 203V205H222V203H224V202H220ZM231 203V202H230ZM76 204V203H75ZM80 204H79V206H80ZM135 204V205H136ZM217 204V203H216ZM232 204V203H231ZM93 205V206H92ZM228 205H230V204H228ZM244 205V204H243ZM48 206V207H47ZM137 206V205H136ZM136 206L135 207H128L127 209V211H128V213L129 214H131L132 216H136L137 217V213H136V210H137V208H136ZM138 206H140V205H138ZM171 206L173 207V205L171 204L170 205V208H171ZM217 206V205H216ZM224 206V205H223ZM222 206V207H223ZM102 207V208H101ZM169 207V206H168ZM211 207V206H210ZM228 206H226V208H227ZM248 207H250V205L248 206ZM252 207V206H251ZM107 207H105V209H106ZM165 208H166V210L168 209L169 210V208H167L166 206H165ZM164 208V209H165ZM221 208V207H220ZM231 208V207H230ZM230 208L228 207L227 209H229L228 210V212H230ZM253 208V207H252ZM79 209H80V207H79ZM78 209V210H79ZM211 210H212V208H210ZM222 209V208H221ZM232 209H235V208H233L232 207ZM250 209V208H249ZM256 209V210H257ZM259 209L257 210V215L256 216H259V214H258V211H259ZM138 210H139V208H138ZM185 210H188V209H185ZM194 210V209H193ZM192 210V211H193ZM217 210V209H216ZM255 210V211H256ZM107 211V210H106ZM126 211V212H127ZM140 211V210H139ZM170 211V210H169ZM173 211H174V209H173ZM173 211H172V214H173ZM197 212H198V210H196ZM195 211V212H196ZM225 211H227L226 209H225ZM235 210H233V212H234ZM254 211V210H253ZM262 211H264V210H262ZM261 211V212H262ZM64 212V213H63ZM78 212V211H77ZM138 212V211H137ZM194 212V213H195ZM197 212H196V216H197ZM200 212V211H199ZM199 212H198V214H199ZM210 212H212V211H210ZM175 213V212H174ZM232 212H230V214H231ZM251 213V212H250ZM250 213H247V214H249V215H252V213L250 214ZM255 213V212H254ZM179 214V213H178ZM182 214V213H181ZM214 215L213 216H216L215 215V212L213 213ZM76 215V216H75ZM130 215V216H131ZM244 216L246 215V214H243ZM106 216V215H105ZM172 216H176L175 214H173ZM172 216H170V218L172 217ZM185 216V215H184ZM217 216H218V214H217ZM216 216V217H217ZM241 216V215H240ZM112 217V216H111ZM114 217V216H113ZM112 217V218H113ZM122 217V216H121ZM181 217H183V215H181ZM215 217V218H216ZM243 217V216H242ZM254 217H255V215H254ZM254 217H252L251 218V216L249 217V216H247V217H245L246 219L247 218H251V220L252 219H254ZM99 218V217H98ZM117 218V217H116ZM172 218H174V217H172ZM170 219V221L172 220L173 221V219ZM176 218V217H175ZM187 217L185 216V219H186ZM219 218V217H218ZM218 218L217 219H215L216 220V222H221V221H218ZM96 219H97V217H96ZM177 219V218H176ZM178 219H180V218H178ZM178 219H177V221H178ZM241 219H244V218H241ZM182 220V219H181ZM214 219H213V221H215ZM52 221H54V222H52ZM110 221V220H109ZM171 221V222H172ZM174 221H175V219H174ZM173 221V222H174ZM182 221H184V220H182ZM245 221H247V222H249L248 220H245ZM121 222V221H120ZM120 222H118V224L120 223ZM176 222V221H175ZM241 222H243V221H241ZM240 222V224H241V227L243 226V227H247L248 229L250 228V227H254V225L252 224V226H250V227H248V225H243L242 223ZM251 222V221H250ZM254 222H256V221H254ZM94 223V224H93ZM178 223H180V227H181V229L183 228L182 226H181V222H180V220L178 221V222H176L174 225H175V229H176V231L180 228L179 226H178ZM184 223V222H183ZM244 223V222H243ZM257 223V222H256ZM219 224V223H218ZM244 224H247V223H244ZM248 224H250V223H248ZM121 225H122V223H121ZM185 225V224H184ZM189 225V224H188ZM215 225V224H214ZM220 225H221V223H220ZM120 226V225H119ZM123 227H121L120 226V228L119 229H121V228H123V230H125L124 229V224L122 225ZM176 226H178V227H176ZM187 226V225H186ZM174 227V226H173ZM217 227V226H216ZM105 229V228H104ZM174 229V228H173ZM181 229L180 230H178V232L177 233H182V231H181ZM185 229V228H184ZM188 229H190V227L188 228ZM253 228H251L250 229V231L252 230ZM52 230H54V229H52ZM106 230V229H105ZM122 230V229H121ZM191 230V229H190ZM241 230H243V229H241ZM120 231V230H119ZM175 231V232H176ZM262 230H260V232H261ZM115 232V233H116ZM126 232V231H125ZM242 232V231H241ZM246 232V231H245ZM249 232V231H248ZM253 232V231H252ZM251 232V233H252ZM259 232V233H260ZM262 232H264V231H262ZM121 233H124V231L123 232H121ZM127 233H130V232H127ZM148 233V232H147ZM146 233V234H147ZM176 233V234H177ZM243 233H244V231H243ZM247 233V232H246ZM80 234V235H81ZM103 234V235H102ZM242 234V233H241ZM253 234V233H252ZM254 234H256L255 232H254ZM123 234H121L120 235V237L122 236ZM127 238L129 237V235L130 234H124ZM123 235V236H124ZM178 235V234H177ZM182 235V234H181ZM243 235V234H242ZM245 235V234H244ZM247 235V234H246ZM251 234L249 233V237H252V236H250ZM261 235V234H260ZM262 235H264V234H262ZM116 236V235H115ZM117 236H118V234H117ZM117 236H116V238H117ZM149 236V235H148ZM178 236H180V235H178ZM242 237V236H241ZM244 237V236H243ZM246 237V236H245ZM248 237V236H247ZM84 238V239H85ZM123 238V237H122ZM126 238V239H127ZM130 238V237H129ZM119 239V238H118ZM123 239H125V238H123ZM262 240H264V239H262ZM86 241V240H85ZM124 241H127V240H124ZM132 242H134V243H132ZM123 243L125 244V246H126V244H130L129 246H130V249L126 246V248L123 246ZM131 243H132V245H131ZM222 243V242H221ZM261 243V245H262V249H264V243H262V241L260 242ZM135 244V245H134ZM135 247H134V246ZM9 246V245H8ZM73 246V245H72ZM131 246L132 247H134V249L132 250V248H131ZM7 247V246H6ZM138 247V246H137ZM259 247H260V245H259ZM10 248V247H9ZM60 248V249H59ZM77 248V247H76ZM261 248V247H260ZM52 249H55V250H53V253H51L50 252V250L52 251ZM56 249H58V250H56ZM83 249H84V247H83ZM152 250H153V248H151ZM61 250V251H62ZM72 250V249H71ZM261 250V249H260ZM79 251V250H78ZM87 250H85L84 252H86ZM261 251H264V250H261ZM260 251V252H261ZM54 252L56 253V254H54ZM75 252V251H74ZM74 252H72V253H74ZM81 252V251H80ZM83 251H82V254L84 253ZM133 252L135 253V256L134 255H132L133 254ZM141 252H142V254H141ZM212 252L213 253H216L215 252V249H213L212 250ZM59 253H61L62 254V252H59ZM77 253V252H76ZM159 253V252H158ZM161 253V252H160ZM163 253V252H162ZM161 253V254H162ZM154 254H157L156 252L154 253ZM160 254V255H161ZM163 254H165V253H163ZM162 254V255H163ZM57 255V256H56ZM88 255V254H87ZM158 255V254H157ZM161 255V256H162ZM19 256H18V258H19ZM63 256V257H62ZM165 256H166V254H165ZM0 257H1V254H0ZM73 257V256H72ZM71 257V258H72ZM136 257V258H135ZM160 257V256H159ZM164 257V256H163ZM74 258V257H73ZM119 258H121V259H119ZM145 258V257H144ZM154 258H156V257H154ZM0 259V260H1ZM134 259H135V261H134ZM167 260H165V262L166 263H164L163 262V264H169V262H170V260L168 259V258H166ZM259 259V258H258ZM121 260V261H120ZM163 260V259H162ZM21 261V262H20ZM169 261V262H168ZM253 261H256V259L255 260H253ZM253 261H252V263L250 262V264H255V263H253ZM48 262H50V263H48ZM80 262V261H79ZM168 262V263H167ZM257 262H259V260H257ZM1 263V262H0ZM6 263V264H7ZM259 263H261V262H259ZM258 263V264H259ZM2 264V263H1ZM76 264H78V262H76ZM80 264V263H79ZM83 264V263H82ZM262 264H264V262H262Z\"/></svg>","mask_w":264,"mask_h":264},{"label":"clouds","instance_id":"obj_3","mask_svg":"<svg viewBox=\"0 0 264 264\" xmlns=\"http://www.w3.org/2000/svg\"><path fill=\"white\" fill-rule=\"evenodd\" d=\"M22 229V225L15 224V225H9L5 227L4 229H0V239H11L14 235L18 234Z\"/></svg>","mask_w":264,"mask_h":264}]
</instances>
